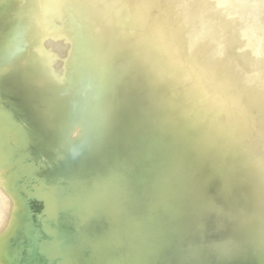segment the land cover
Returning <instances> with one entry per match:
<instances>
[{
  "label": "bare ground",
  "instance_id": "6f19581e",
  "mask_svg": "<svg viewBox=\"0 0 264 264\" xmlns=\"http://www.w3.org/2000/svg\"><path fill=\"white\" fill-rule=\"evenodd\" d=\"M8 1L10 2V0H7L6 3ZM16 1L17 0H15V2ZM95 1L96 2L97 1H99V2L103 1L102 3H104V5L102 6L101 3L97 2L98 3L97 5L98 6L100 5L99 8L100 7H104V8H102V10H100L101 8L100 9L98 8L99 10L97 11L98 12L97 15H92L93 18L97 19L96 20L97 22L100 19V21H99L100 23L98 22L99 25L97 23H95L96 25H93L94 23L91 24V21L95 22V20H91L92 17L88 16V14H90L88 11H87L88 12L87 16L91 19H89L86 16L85 11L83 14H82L83 10L81 12V9H80L81 14H80V12H78L79 11V8H78L79 3H77L76 6H73V7L77 8V9L74 8L75 11L78 10V11H76L77 13H79L78 15L81 16V15L85 14L84 17L85 16L87 17V20H85L86 17H85V19H83L84 21H86V24H84L85 22L83 23V22H81V20H79V23L81 22L80 25L87 27V24L90 23L89 25L92 29L91 30L90 27L88 28L90 30V33H91V31H95L94 29H96V27L92 28V26H99V27H97V29H99V28H101V29L98 31L104 32V35H102L103 33H101V32H100L101 33L100 34L98 31H97V34H100V37L96 33H95L96 35L94 33L93 34L95 35V37L98 36V38H101L100 40L101 41L103 40L102 42H104L106 44V45H104V43H103V45H101V46L107 47V45H109V43H112V42L115 43L114 39L117 40L119 38V36H118V38H116L114 36L115 37V38H113L114 41H111V42H108L106 39L104 40V38L102 36L105 37V33L107 32V30H108V32L110 30L114 31L113 29L116 27L114 25H117V27H118L121 25L120 21H124V24H125V21H128L131 19L130 20L131 23L132 22L135 23L134 27L131 29L130 28L131 23H129V22L126 24V25H128V24L130 25V26L128 25L129 26L128 29H127V26L125 25L126 26L125 29L128 30L127 32L129 34H131V36L129 34H127L126 31L123 32L124 29L122 30V28H118L117 29L118 31L116 30L115 34L120 32L122 35L120 33L118 35H121V37H120V39H121L123 36L125 38V33H126V35H129V38H128V36L126 37L127 42H129L131 40L130 38L132 37L133 41L131 40V42L135 45L136 50H135V48L133 49L131 47L133 44L131 46H129L130 42L129 43L125 42L126 41L125 39H124L125 41L124 40L123 41H124V44L126 43L127 45L124 47L126 48V50H128V48L130 47L131 51L132 50L135 51L134 53H133V51L131 52L130 49L128 50V52H129L128 53L123 46L119 47L120 46L119 44L124 45L122 42L118 41V43H116L117 46H116V44L112 43L113 45H109V47H107L108 49L111 48V46H115L118 49L120 48V50H117L115 47H113L114 49L111 48L110 50H108L106 48L108 51H105L106 49L104 48V53L109 52L111 50H115L116 52L118 51L117 53L120 55L115 53L116 55H114V59H111V58H109L110 57L109 54H111V56H113L115 51L114 52L112 51L113 54H112V52H109L108 54L107 53L103 54V53L99 52L102 49V47H100V45H97V48H100V50L98 51V53L100 55L99 54H97V55L103 56L102 59L104 60V61H101V64L103 67L100 68L99 66H101V64H99V62H98L99 66H97L98 65L97 62H96V64H97L96 65L95 61H94V60H98V58H99V57L96 58L97 55L93 54L94 53L93 50H96V48H95L96 44L92 45V43H89L90 41L88 39H86L89 41L87 43H89L90 45H92L93 47L95 46V47L94 48H92V47L88 48V45H87L86 46L87 48H85V49L91 48V50L89 52L87 50H85L88 52V53L86 52L87 54L86 53L85 54L88 55L90 52L93 54V55L90 54V57L92 56L91 62L93 60L92 58H94V60H93L94 61V63H93L94 67L96 65L99 69H97L95 67L94 72L96 73V75H94L95 73L92 74L93 71L91 69L94 68L92 66L93 64L87 59L88 57L87 58L85 57L86 55L83 54L84 52L82 51L83 52V53H81L82 56L85 55L83 58H86L85 59L86 61L88 60V62L85 64H87V65L91 64L90 65L91 68L89 65L88 66H89L90 70L92 71V73L90 70H89L90 72L88 70H85L86 68H88L87 65L85 66V69H83L84 64H82V65L80 64L81 66H83L82 68L80 67L81 68L80 70L83 69L86 72L88 71L87 73L92 74V75L88 74L89 76H91L90 78L95 79L97 77H101L102 75L100 76V74H102V73L104 74L103 68H105V70H107L108 64H109V69L112 67L113 68L115 67L114 70L112 68L110 72L116 71L115 69H118V68H116V66L118 67V65H120L119 66L120 70L126 69L127 66H129L130 64L127 65L128 63H126V62H128V61L126 60L124 62L123 60H124V58L127 59L129 57L130 61H132V62H130L131 66L134 65V67L132 66L133 68L131 66H129V67H131V71H133V72H131V71L125 72L124 71L123 72L124 76H123V73L121 72L122 76L119 75V78H122V80L120 79L121 81H119V79H118V81H117L120 83L124 79L125 82L127 83V81L129 80L127 84L125 82L122 84L120 83V85L124 89L123 93H125L127 91V93L124 94L125 96H123V97H126V98H124L125 103L122 104V106H120V107L117 105V107H119L120 109L119 108L117 109L116 106H115L116 109L114 108L116 111L118 110L117 112L120 111V114L123 111V109H125L126 111H123L122 112L123 115L121 114V116L119 117V116H117L119 113H117L114 109L110 110L111 112L110 111H108V113L106 112L108 115L105 114V115H107L108 118L105 115H103V117L105 116V118H106L105 121H104L105 118H103L102 116H97L100 118L102 117L101 118L102 121H100V119L98 120V118L96 116H93L94 112L93 113L91 112L92 113L91 116L94 119L93 120L91 118V116L89 115L90 112L87 113V109H88V105H87L85 116H87V117L90 116L91 121L90 122L88 121V122L93 125L91 127L94 128V126L96 125L95 124L96 122H94V121H96V120L100 121V122H97V124L100 123L98 128H96L97 127V125H96L95 126L96 129H94V131L92 133L90 132V134L89 133L87 134V135H91V136H89V137H91V139H90L91 141L87 142L88 144L91 142V144H89V145L87 144L88 145V146L86 145L87 148L84 151L81 150V152H79V148H81V147H79L77 149L78 154H77V152H76L77 155L75 154L76 158H75V156L69 157V158H71V157L75 158V160H73V162H71L70 159L67 160L69 153L71 154V152H68V156H66L67 157L66 162L70 160L69 162H71V164H69V166L67 168L65 167L66 168L65 170H62L59 174L55 175L56 177H53L55 174V171L52 173L53 175L51 174L52 176H50V177L48 176V175H50V173L53 169L51 170L50 166H49V169H47L48 164H52V163H49L50 161H46V163H45L47 165L46 169L50 170V171H48L46 176H45L44 173H46V171L44 172L45 169H43V177L46 178L48 176L49 178L46 179L47 182L44 181L45 182V184L43 185V186H45L44 190L42 189L44 187L41 186L42 187L41 189L43 191L42 193H40V190H39L37 195L35 194L36 192L34 194H32L34 192V189L32 192H30L31 189L29 191V189H27V186L24 185L25 188H22L23 192L20 194V198H21L20 207L22 210L21 212H24L23 213V216H24L23 217L24 218L23 223H24V226L27 225V228H29L28 226H30V228H31V225L33 224L32 221L33 220L38 221L39 228H37L38 227L37 224H36L37 226L34 225L35 228L39 229V233H38L37 232L38 230L36 231L34 228L35 232H37L38 235H34V233H33L34 236H32V238L30 237L31 240H28V239H30L28 237L30 235H32V232H34L33 231V225L31 228L32 232L31 233L28 232L30 235L27 237L24 235L26 228L22 227L23 226V225H21V224H23L22 222H20L21 223L20 226L18 223L13 224L17 219H20V217L16 218L15 214H14L15 215L14 218L12 217V215H11L12 218H10V216H8L11 221L13 219V222H11L8 217L6 218L7 215H5V218H6L5 219V218H3L4 216L1 218L2 214H0L1 215L0 218L2 220L8 219L7 220L8 223L11 222V225H10L7 222L3 221L6 225L8 224L7 227L10 225L9 227L12 228L11 227L12 224L14 225L13 229L16 228L15 227L16 225L18 226L17 228L22 227L24 229L23 230V235L25 237L24 239L28 238L27 240L29 241V243H28V241L26 240L27 244H29L31 247L32 246L37 247V248H34V247L33 248L36 250L38 249V254H33L32 253V252H34L33 249L30 248V250H32V252H31L28 248V250H29L28 252H31V254L29 256V254L26 252L28 254V257L25 258V259H28V260H25V262L27 261L26 264H125L126 260H127L126 262H129V264H244V263L245 264H264V155H259L262 152L259 149V147L262 148V150L264 148V147H262L264 145V139H262V140L260 139V138H264V136H263L264 135V74L259 72L260 75H258V73H257L256 75L251 76L252 70H254L257 66L261 67L264 65V34H263V31L261 32V34H263V36H260V34L258 36V34H256V32H258L256 29H257V27L258 28L260 27V25H259L260 23H257V21H254L255 17H253V15H251L254 18V19H252L253 22H251L253 24L252 25L248 24V26H246L244 24L243 26L244 27L246 26V28L243 27L245 30H242L243 28L240 30L242 25H240V28H238L239 24H242L244 22H241V20H240V23H239V21L236 22V20L233 19V20H235V22L231 21L233 23L232 24L229 22L232 19V18H230L229 21H225L224 23L221 22L223 26H224V24H226V26H224V29H223V26L220 24V22H217V19H215V21L217 23H215L213 20H210L211 18H209V20L207 19V21H213L215 23V24L213 23L214 25L217 24V26H218L220 24V27L218 26V30H220L221 32L224 31L223 33H225V31H227V30L229 31L231 28L233 30V31L231 30L233 32V34L236 33L235 31H237V29L240 30L241 34H242V32L245 31L244 35L242 34V36H244V38L241 36L239 31L237 32V35L240 36V37H237V38H239V41H240V38L246 39V40H244L245 42L242 45L243 49L240 48V49H242L241 52H238L239 54L236 53V54L231 55V56L229 54V60H228V62H225V63H227V65L225 66L226 67L225 71L221 70L222 67L219 68L220 69L219 71L221 72V74H223L225 72L224 73L225 75L221 76V74H220V77H224L223 79L222 78H220V79H222V80L225 79V80H228L230 82L233 81L232 83H234V87H232L233 85H231V83L229 82L232 89L234 90L233 91V97H232L234 100L231 98V101L233 100L232 103H234V104H233V106H231V105L229 106V108H231V107L234 108V109L232 108L234 110L233 111L234 112L233 118L231 117L232 114L230 115L231 112H229V115L232 118L231 120H233V121L231 123L230 120L228 119V121L230 122V124L228 125V130H230V131H228V133L225 134V130H224V134H223V133H221V131L219 133V130H220V128H222L223 124L225 123V121L227 119L225 115L228 112V110L226 112L227 108L225 109V107H224L225 110H223V108L220 107L221 105L218 104L219 101L221 102V100H219L220 96L218 95L219 96L218 97L216 94V91L218 92L219 89L216 90L215 87H213L214 83L212 84V87L208 86L207 88H204V87H206V86H204V83L210 84L211 82H215V78H214L215 73H213V75H212V73H210L212 76L208 77V75H210L208 71H207L208 74L207 73L205 74V72L203 73L200 71L201 70V69H199L200 65H201L200 60H199L200 55H199L198 59H197V57L195 58L194 55H193V57H190V58L186 57L185 59H182L183 56L181 57L178 51L173 50L174 48L176 50H178L177 44L184 45L183 47L182 46H180V47L184 48L186 46V47H188V49H189L190 44H191L192 49H193V47L196 49L195 46H197L199 42L205 44L203 41L204 38L202 36L204 35V33H206L205 31H207V33H208V30L210 31L208 34L211 33V34H213L214 37H216V34H217L216 38H218V39H219V37H221L220 36L221 32L216 29L217 26L215 27L213 24H211V22L210 23L208 22L209 24L206 25V20H205L204 21L205 25H204V23H201L202 24L201 27L203 28V30H201V31H204V33L202 32L203 33L202 36H201V33H199L200 36L202 37V38H199L200 41L198 39V41L195 45V43L192 44L194 42V40L192 39V43H190L189 46L187 43L185 44L183 42L184 38L187 41H189V39H187L186 36L188 38H190V36L187 34L188 30L190 28L187 29L186 24L188 23V21L190 19V15H192L194 0H90L89 3L92 4L91 6L94 7L93 3L95 4ZM208 1H210V0H208ZM225 1H223V2H225ZM261 1H264V0H261ZM15 2L13 0L11 3H15ZM24 2L26 3L25 0H24ZM65 2L67 3L68 1H65ZM69 2H68V4H69ZM79 2H80V0H79ZM86 2L87 1H85V3L83 2L84 6H85ZM200 2H201V0H200ZM204 2H203V4L205 5ZM237 2H239V0H237ZM259 2L260 1H258V3ZM3 3H5V1H3ZM8 3L6 5H8ZM213 3H215L214 0L211 2L210 5H212ZM229 3H230V1H229ZM233 3H234V1H233ZM0 4H1V6L3 5L2 3H0ZM61 4H62L61 0H27V3L24 4V5H26L25 8L23 10H21L22 14L20 13L21 15L18 16V18H16V20L11 24L10 28L8 27L9 30H7V31H9L8 34H9V37L11 38V41H12L10 43L11 44L15 43L17 45V47L15 46L16 50L15 49L13 50L14 53L11 52L12 51L11 49H13L14 47L10 48L11 51H10L9 56H11L12 53H13V55L15 54L14 57L18 54L15 52H18L17 49H18V45H19V48L21 47L20 44H23L26 47V45H29L30 41H32V43H37L36 41H38V40H36V36H37L36 34L39 33L41 28L43 29L44 24L48 23V22H46L47 17H48L47 16L48 11L54 15L55 13H52L53 11H51V10H53V8H56L57 6H59ZM71 4H72V2H71ZM80 4H81V6H83V4L81 2H80ZM206 4H208V3L206 2ZM219 4H220V2H219ZM216 5H214V7ZM220 5H222V4H220ZM248 5H250V4L247 3V5H245V6H248ZM262 5L263 4L259 5V6H261L259 8L263 9L264 7H262ZM10 6H7V7H9L8 9H10ZM16 6H18L17 3H16ZM86 6H87V4H86ZM88 6L91 7L90 5H88ZM224 6L227 9L228 5L226 6V3ZM235 6L237 7L239 5L235 4ZM242 6H243V4H242ZM254 6H256V5H254ZM4 7H3V10L5 9ZM89 7L87 9L91 10ZM208 7H209V5H208ZM230 7H233V6H230ZM230 7L228 6L229 9H230ZM12 8L14 9V7H12ZM94 8H92V9H94ZM225 8L223 7L224 10H225ZM58 9H59V7H58ZM85 9H86V7L84 8V10ZM208 9H210V8H208ZM220 9H221V7H220ZM220 9H219V12H220ZM234 9H235V11H237L236 8H234ZM234 9H232V11L231 10H228V11H231V14H232V12H234ZM244 9H246V8H244ZM252 9L255 10L257 8L252 7ZM3 10H1V11L3 12ZM16 10H18V12H21V11H19L20 9H18V8ZM197 10H199V9H197ZM201 10H203V9H201ZM250 10H251V8H250ZM250 10H249V12H250ZM257 10H255V11H257ZM10 11H11V9H10ZM203 11L202 12L200 11V13H205ZM211 11H213V10H211ZM215 11H216V7L214 9V14L211 12H210V14L215 15L216 14ZM255 11L252 14H254ZM259 11L257 13H259ZM262 11H264V9ZM90 12H92V11H90ZM4 13L6 14V12H4ZM15 13H16V11H15ZM198 13H199V11H198ZM225 13H227V11ZM206 14L209 15V13H207V12H206ZM217 14L222 15V13H220V14L217 13ZM248 14L250 15V13H248ZM168 15H172V16L174 15L175 17L177 16L176 20L179 21L178 24H181L180 25L181 27L178 29L176 35L178 36V32L181 33V28L187 29L185 31L186 34H184L185 32H182L183 36L181 34V35H179L180 37L178 36L179 38H176V36H174L176 31L173 34V37H172V33L170 32L171 36H169V37H172V39L174 38V40H172L169 37L167 39V36L169 34H166L165 32L169 33V31L171 29L169 30V28H166L168 26L166 24V25H164L166 27L161 26L162 28H160V29L166 28V30L164 32V34L166 35V38H164L163 34H162V36L160 35V33H163L161 31H164V30H160L159 25L163 24V23H168L169 19L172 18L171 16L168 17ZM193 15L195 16V14H193ZM216 15H215V17L218 16V15L217 16ZM237 15H239V13ZM49 16H51V15H49ZM94 16H96V17H94ZM200 16L202 18L203 14H200ZM233 16H235L234 13H233ZM241 16H239V17H241ZM2 17H5V16H2ZM56 17L58 18V16H56ZM222 17L223 16H220V18H222ZM224 17H226V15ZM224 17H223V19H224ZM261 17H262V15H261ZM261 17H259V18L261 19ZM48 18L50 19V17H48ZM54 18H55V16H54ZM81 18L82 17H80V19ZM109 18H111L112 20H116V21H114L115 23L117 21H119V23L118 22L117 23L120 25H118L117 23L114 24L113 21L110 22L111 19H109ZM207 18H208V16H207ZM212 18H213V16H212ZM233 18H237V17H233ZM243 18H244V16H243ZM256 18H257V15H256ZM4 19L6 20V18H4ZM102 19H104V21ZM106 19L109 20V23L113 24L112 25V26H114L113 29L111 28L112 26L111 27L109 26L110 24H108V26H106L107 29L104 26V24H101L104 22L108 23V22H106L107 21ZM228 19H229V17H228ZM237 19L239 20V18H237ZM52 20H55V19H52ZM52 20L50 19L48 24H50L52 22ZM89 20H91V21L89 22ZM160 20H163V22L161 23ZM176 20H173V22L175 21L177 24ZM200 20H204V19H200ZM250 20L251 19H249V20L247 19L246 21L249 22ZM0 21H1V19H0ZM7 21H5V23ZM55 21L58 22L57 20H55ZM87 21H88V23H87ZM158 21H160V23ZM218 21H221V20H218ZM222 21H224V20H222ZM2 22H4V21H2ZM226 22L230 23V25H229L230 27L228 26L229 23L227 24ZM254 22H256V23L254 24ZM262 22H264V20ZM171 23H169V24L171 25ZM198 23L200 25V22H198ZM234 23H237V25H238V26H236L237 28L235 27L236 28L235 31L233 29L234 27H232L234 25ZM124 24L122 23V25H124ZM156 24L157 25L159 24V25L157 26ZM176 24L174 26L175 28H173V25H172L173 30H175L179 27V26H177V28H176ZM7 25H8V22H7ZM53 25H55V24H53ZM189 25H188V27H189ZM191 25H190V27H191ZM211 25L214 28L211 27ZM132 26H133V23H132ZM227 26L230 29H228ZM48 27H49V25H48ZM103 27H105L106 30H104ZM108 27H110L109 28L110 30L108 29ZM140 27H141V29H143V31L140 29ZM225 27L227 28L226 30H225ZM138 28L141 31H139ZM262 28L263 29H261V30H264V23H263ZM49 29H51V27ZM129 29H131V31ZM158 29H159V31H158ZM167 29H168V31H167ZM3 30H5V29H3ZM46 30H47V28L45 29V31ZM89 30H88V32H89ZM119 30H122V31H119ZM7 31H5V32H7ZM49 31L51 32V30H49ZM151 31H153V32L156 31V32H158L159 35L156 32H155V34L153 33V35H152ZM191 31H193V30L191 29ZM231 31H229V32L232 34ZM88 32H87V35L90 36L91 34L90 33L88 34ZM108 32L106 33V36L108 38L107 37L106 38L108 40L109 39L111 40L114 33L111 31L109 33ZM140 32H142L143 34H139ZM40 33H41V31H40ZM110 33L111 34L113 33L112 36H110ZM123 33H124V35H123ZM193 33H192L191 37H193V35H194ZM228 33L226 32L225 37H228L227 35L231 36V34L230 33L228 34ZM208 34H205V35L208 36ZM211 34L209 36L210 37L209 42H211ZM39 35H41V34H39ZM154 35H155V37H153ZM156 35L159 36L160 39H158ZM237 35L234 34V38H236ZM256 35L258 37H256ZM41 36H43V35H41ZM207 36H204V37H207ZM245 36H246V38H245ZM38 37H40V36H38ZM47 37L43 38V39H47ZM88 37L85 36V38H88ZM90 37H89V39H92V37L91 38ZM195 37H197V36H195ZM198 37H199V35H198ZM225 37H223V38H225ZM232 37L233 36H231L230 39L226 38L227 40L226 39L225 40L226 41L232 40L231 39ZM85 38H83V39H85ZM152 38H154V40L156 38V40L154 41ZM234 38L232 40L233 43H235ZM93 39H94V37H93ZM213 39H215V38H213ZM252 39H254V40H252ZM169 40H170V42H168ZM219 40H218V43H219ZM221 40H223V39H221ZM43 41L44 40H42V43H43ZM101 41H100V43H102ZM141 41H142V43H140ZM237 41H238V39H237ZM92 42H95V41H92ZM136 42H139L140 45H139V43L136 44ZM146 42H148V44ZM150 42H152V45L154 46V48L152 45H150L151 44ZM180 42H181V44H180ZM240 42L239 43L237 42V43L240 45ZM39 43H40V45L42 44L41 42H39ZM61 43H62L61 45H64V46L66 45V43L63 44V41H61ZM96 43L100 44L99 42H96ZM143 43H144V46L146 44L149 46V47H147V45L145 46L149 49L148 52H150V50H152V49H154V51L157 52V55L155 54V52L152 53L153 50L150 52L151 54H155V55H152V56H155V59H154V57L151 56L152 59H154L155 61H153L152 59H149V62L152 61L151 63H155L152 65L156 66V64L160 63L161 61L162 62L164 61V63L167 62V64H168V61L172 62L174 60V58H175L176 63L174 61H173V63L177 64L178 62H177L176 58L180 56V58L182 60V64L183 63L184 64L181 66L178 63L180 66V67L177 66L179 69L176 68V70H178V73L176 70L173 71L169 66H168L169 67L168 69L165 68V70L167 72L164 71V69L162 70L160 68H159L160 71L159 70L158 71L159 72L164 71V72H166V74L168 72H169V74L172 73L173 77H174L175 71H176L177 75H175L176 76L175 79L178 76H180L178 74H179V71H181L180 74L184 75V77H182L183 81H181L182 79H180V78H177V79L180 80V82H179L180 84L181 83L183 84V85L181 84L182 87H180V88L184 89L183 86H186L187 91L185 92V89L184 90L182 89L183 91L181 90L182 94L180 95L181 91H179L180 89H178V87H177V89L174 88V90H178V92H179L178 97L180 100H181V98L182 99L184 98L182 102L178 100L177 91H176V93H177L176 95L172 96L171 98H168V100H166V103L164 102V100L167 98V96L168 97L171 96V95H168V93H169L168 91H169L170 87L168 88L167 86L171 85V83H172L171 81L173 80V77L170 76L171 77L170 79H172V80L170 81V79H169V82H171V83H166V81H168V80H166V76H169V74L165 76V73L161 72V74H163V75H161V74L159 75V76H162L164 78V81L166 80L165 81L166 84H164V86L167 89H165V87L162 84V82L164 83V81H162L163 78H161V79H160V77L157 78V79H159V81L157 79H155L156 74L157 75L159 74V73H156V71H157L156 69H158V67L151 66V68L155 67V72H153L154 70L152 71L151 68L148 69V67H150L151 63L147 64V65H149L148 67H147V65H145L146 62H148V61L144 60L145 64L143 63L142 59L148 60V58H146V57L143 58L144 56L142 54H144V53H142V52L144 49L142 48L143 49L142 51L140 49V46H143ZM222 43H223V41H222ZM230 43L231 42L229 41L228 44L230 45V48H231V46H232V48H234L233 47L234 44L232 43L233 44L232 45ZM203 44H202V46H203ZM225 44H227V42ZM238 44H237V47L239 48ZM69 45H70V43H69ZM217 45L218 44H215V46H217ZM220 45H221V43H220ZM11 46H13V45H11ZM58 46H60V44ZM127 46H129V47L127 48ZM136 46L140 49V50L138 49L139 51L137 50ZM150 46H152V48ZM169 46H170V48H173L172 51L177 52L179 56L176 55L177 53L176 54L174 53L177 57L174 56V54H172V51H171V55H173V56H168V55H170V51H169V54L167 53L168 50H167V52L163 51L165 49H169ZM199 46H201V45H199ZM199 46H197V47H199ZM211 46L209 48H211ZM223 46H225V45H223ZM61 47L60 48L64 53L65 49L63 50V46H61ZM26 48L29 49L28 47H26ZM64 48H69V47H67V45H66V47H64ZM121 48H122V50H121ZM222 48L224 49V47H222ZM225 48L226 49H224V50L227 51V48H229V47H225ZM230 48H229V50H230ZM232 48H231L230 53L233 54L234 52L238 51V50H236V51L232 52ZM23 49H24V47H23ZM123 49L125 51H123ZM184 49L187 50V48H184ZM184 49H183V53H185V51H186V50L184 51ZM199 49H201V48L199 47ZM199 49H196V50H199ZM203 49H205V48L203 47ZM218 49L221 50L217 46V50ZM24 50H23V53L25 52ZM169 50H171V49H169ZM180 50L181 49H179V51ZM207 50L209 53V49H206V51ZM19 51H20V49H19ZM59 51H60V49H59ZM66 51H69V49ZM102 51H103V49L101 50V52ZM120 51L121 52L123 51L122 54L119 53ZM188 51H190L188 54H191V55L193 54V53H191V49L187 50L186 53ZM203 51H205V50H203ZM225 51L224 52L222 51L224 53L223 56H226V54H227V53L225 54ZM21 52H22V47H21ZM126 52H127V54L133 53V54H131L133 57L131 55L130 56L126 55ZM138 52L139 53L141 52V54H140L141 55V59H140L141 61L139 60L140 57H138V56H140V55L138 54ZM148 52L146 51V54ZM159 52L161 55L163 54L164 56H161L160 54H159L160 56H158ZM161 52H164L165 54L161 53ZM222 52H220L219 55L217 54L216 57L214 55L215 59L218 56H220L219 59H221ZM123 53L127 57H125L123 55ZM135 53H136V55H134ZM202 53H204V52H202ZM215 53H217V52H215ZM20 54H22V53H20ZM48 54L46 53V55H48ZM101 54H103V55H101ZM211 54H212V51H211ZM13 55H12V57H13ZM42 55H43V53H42ZM104 55L107 56V59H109V60L111 59V60L105 61L107 59L104 57ZM148 55L149 54H147V56ZM117 56L118 57L122 56V58L118 59ZM135 56H137V57L135 58ZM156 56H158V57H156ZM45 57L46 56L42 57V59ZM51 57L53 58L52 55H51ZM56 57H58V55ZM56 57H54V58H56ZM83 58H81V60ZM115 58L118 59L119 61H121V63L123 62L122 65H124V63H125L126 68L124 67L125 66L124 65L123 69H121L122 67H121L120 62L118 60H116ZM201 58H203V57H201ZM208 58H210V57H208ZM222 58H224V57H222ZM12 59H14V58H12ZM51 59H49V60L52 61L53 59L52 60ZM99 60H101V57ZM137 60H139V62H138L139 64L136 62ZM165 60H166V62H165ZM184 60H186L185 62L187 64L184 62ZM84 61L82 60L81 63H83ZM114 61L118 65H115ZM134 61L136 62V64L139 67L134 63ZM210 61H213V60H210ZM215 61H217V60H215ZM223 61L224 60L222 59V62ZM109 62L111 63V65ZM112 62L115 66L114 65L112 66ZM140 62H142V65L144 64L145 66H142L140 64ZM162 62L160 63V65L157 64V66L162 67L164 65ZM171 62H170L171 65L170 64H168V65L172 66L173 63H171ZM220 62H221V60H220ZM212 63H214V62H212ZM104 64H106L107 66L104 67ZM222 64H224V63H222ZM140 65H141V69L148 70V71L150 70V72L152 71L151 74L156 73V74L152 75V76H154V78L152 77L153 78L152 81H154V79H155L158 81V83L160 82L162 85L161 84H158V85L155 84L157 81L153 83L154 85H156V86L161 85L159 87L160 89L162 87H164V88H162V90H160L161 92L159 91L158 87L155 90L152 89L153 92L155 91V93H156L155 95H157V96L154 95V97H153L154 93L152 94V92H151L152 90L150 91L151 95H149V93H150L148 91L149 89L145 90V92H149V93H146V95L147 94L149 95L146 97L150 98L152 96V99H151L152 101H154L153 98L156 97L155 102H151V100L150 101L148 100V101L151 102L150 104L155 105L157 102H159L161 100L160 103L163 106L166 105L167 102H169L170 104H167L166 105L167 107L166 106L164 107L165 109L163 107H161V105H155L156 108L158 107V109L153 108L152 105H149V102L146 101V99H147L146 97L142 100V98L145 96V94H144L145 92H142L144 95L140 97V95L142 93H141V91L139 92V90H141V89H137V88H140L138 85L140 84V86H141V84H142V87L146 85V83H139V82H142V80L143 81L145 80V79H143L142 75H141V77H138V75H140L141 73L140 74L136 73V72H139L138 70H140L139 69ZM165 65L163 67H165ZM219 65L221 66V64H219ZM79 66L77 69H79ZM129 67L126 69L127 71L130 70ZM146 67H147V69H146ZM214 67H216V66H214ZM29 68H31V65H29ZM134 68H136L137 70L135 69L136 70L135 71ZM214 69H216V68H214ZM257 69H258V71H260L258 67H257ZM80 70H78L79 73H80ZM96 70H99L101 72H96ZM263 70L264 69H262V72H263ZM203 71H205V70H203ZM134 72L136 74H134ZM140 72H142V71L140 70ZM150 72L145 74L146 79L148 76L147 74H149ZM173 72H174V74H173ZM232 72H234V73H232ZM72 73H73V71H72ZM72 73H70V74L72 75ZM84 73L85 72L82 71V73L80 75L83 74L85 77L82 76L83 77L82 78L79 74H77V76L78 75L79 76L76 77V78H79V77L82 78L83 82L80 79H78L82 83V84L81 83L79 84L80 86L83 85V83L85 81L83 79H85V78L88 79V77H89V76L88 77L86 76L87 73L86 74H84ZM97 73H98V75H97ZM129 73H131L132 75L133 74L137 75L138 78H136V76H134V75L133 76L130 75ZM217 73H218V71H217ZM254 73H256V72H254ZM74 74H75V72L73 73V75ZM28 75L30 77V75H32V74L28 73L27 76ZM73 75L70 76V79H71V77L73 78ZM93 75L97 76V77H94ZM126 75H127L128 79H127V77L124 78ZM11 76L16 77L17 75L16 76L11 75ZM33 76H31V78ZM130 76H132L131 79H130ZM225 76H226V78H225ZM6 77H8V76H6ZM19 77H20V75H18V78ZM156 77H158V76H156ZM8 78H7V80H8ZM141 78H142V80H141ZM144 78H145V76H144ZM3 79H2V81H6V79H4V80ZM16 79H17V77H16ZM20 79H22V77ZM30 79L29 78L27 79L28 82ZM89 79H88V81H89ZM132 79L137 82L136 83L134 81L135 82L134 83L132 81L134 84H136V85L133 84L135 87L130 86V85H132V83H131ZM137 79H138V81L140 79V81L138 82ZM175 79L173 81L174 84H172L173 86L178 83L177 82L178 80L176 81ZM220 79L217 78L216 82L218 80V83H220V85L222 84L224 86L223 82H219V81H221ZM27 80H25V81H27ZM8 81H10V80H8ZM74 81H75V78H74ZM74 81L72 80V82H74ZM86 81H85V83L87 84L88 81L87 82ZM11 82L12 81H10V83ZM16 82H15V84L18 83V82L17 83ZM129 82H130V85H129ZM145 82H146V80H145ZM175 82H177V83H175ZM226 82H224V83H226ZM13 83H11V84L13 85ZM50 83L51 82H48V84H50ZM75 83H72V84H74V86H75ZM119 83H117V84L119 85ZM179 83H178V85H179ZM18 84H20V83H18ZM52 84H51V86H52ZM89 84L91 87H93L92 81ZM123 84L124 85L126 84L125 85L126 87ZM258 84H260V86L262 85L261 86L262 88H259ZM3 85L6 86L5 84H3ZM3 85H2V87L0 86V88L4 91ZM8 85H9V82H8ZM79 85H77V86H79ZM178 85H176V86H178ZM56 86H58V85L56 84ZM87 86H89V85L87 84ZM156 86H154V87H156ZM215 86H218V84H216ZM221 86H219V87H221ZM9 87H8V89H9ZM17 87L19 88V85H17ZM52 87H54V86H52ZM82 87H84V86H81L80 88L81 89L86 88V87H84V88H82ZM127 87H131V88H127ZM147 87H148V85H146L144 88H147ZM224 87H226V86H224ZM224 87H221V88H224ZM231 87H229V88L231 89ZM16 88H15V91L18 90V88L17 89ZM37 88H38V86H37ZM40 88H43V87H39V89ZM45 88L48 89L47 87H45ZM209 88L211 90L214 88L212 93H210L211 90ZM227 88L228 87H226L225 89L227 90ZM27 89L29 91V87L25 88V90H27ZM91 89L92 88H90L89 90H91ZM129 89H132V90L137 89L138 91H136V92L135 91L134 92L129 91L130 93H128ZM5 90H6V88H5ZM22 90H24V89H22ZM34 90H36V87ZM41 90L43 92V89H41ZM156 90H157V92L159 91V93H157ZM209 90H210V92H209ZM3 91H2V93H3ZM65 91H67V89ZM227 91H225V92H227ZM6 92L8 93V91H6ZM6 92H4V93L6 94ZM10 92L12 93V90ZM24 92L25 91H23L22 95H24ZM14 93L16 95L17 92H14ZM31 93L33 94L32 91H31ZM31 93L29 92L30 97H31V95H30ZM131 93H133L131 96L132 100H133V98H135L136 95H137L136 97L138 100V94H140L139 97L141 98V100L140 101L134 100V101L140 102L139 104L137 102L132 101L134 103V104L132 103L134 106H136L135 103H137L138 105H137V107H134L133 105H131L132 110H131V112L130 111L128 112L127 109L124 108L126 106H123V105L128 103V99L130 97V96L127 97L126 94L130 95ZM223 94L225 96L224 92H223ZM226 94L227 95L225 96V98L228 97V95H229V97H231L230 93L229 94L226 93ZM2 95L4 96V94H2ZM26 95L27 94H25V96ZM33 95L35 96V94H33ZM39 95H41V94H39ZM39 95H37V96H39ZM46 95L48 96V94H46ZM6 96H8V97H6ZM68 96H69V94H68ZM175 96H176L177 100L176 101L174 100V101L175 102L178 101L177 103L181 102L180 103L181 108H179L180 104H179V106L177 105V108H179L178 110H180V111L176 110L177 108L174 107V106H176V103L174 104V102H172V105L174 104V106L171 105L170 99L174 98ZM224 96L220 97V99L221 98L223 99ZM4 97H6V98L10 97L11 98L12 96H9L6 94ZM43 97H45V96H43ZM50 97L52 98V96H50ZM62 97H64V96H62ZM157 97H159V98H157ZM1 98H3V97H1ZM1 98H0V100H1V102L3 101V103H0V104H2V106L5 105L4 104L5 100L10 102L9 101L10 98L8 100L4 99V98L2 100ZM26 98H29V97H26ZM45 98L48 99L47 102L51 101L49 97L48 98L45 97ZM45 98L43 99L45 101L42 100L41 106L44 104L43 102H46ZM54 98H55V96H54ZM20 99H22L20 101V102H22L25 98H24V96H22ZM34 99H36V98H34ZM38 99H37V102H38ZM157 99H159V100H157ZM14 100L16 102V99H14ZM66 100L68 101V99H66ZM32 101H34L36 103L35 100H32ZM39 101L41 102V100H39ZM70 101L71 100H69V102ZM74 101H76V100H74ZM141 101H144V103L145 102L146 103L143 104ZM20 102H19V100L17 101V108H18V106L22 107L21 104H23V106H24L23 109L27 108L28 105L25 106V103L22 102L20 104ZM34 102H33V104H35ZM86 102H89V101H86ZM162 102H164L165 104L164 103L162 104ZM75 103H77V102H74V105H75ZM130 103L127 104V108H129ZM160 103H158V104H160ZM224 103L222 105L227 104V103L226 104H224ZM9 104L12 107L11 104L15 105L16 103H9ZM9 104L6 103V105H9ZM46 104H48V103H46ZM46 104H44V106H47ZM64 104H65V102H64ZM84 104L86 105L87 103L84 102L83 105ZM29 105H30L29 106V108H30L31 103ZM35 105L37 106V104H35ZM51 105L54 106L52 103H51ZM56 105H57V103H56ZM62 105H60L59 107L61 109L63 108V111H64V109H66V107L64 108V107H62ZM83 105L81 103H78V106H80L81 109L86 108V106L83 107ZM67 106H68V104H67ZM78 106L75 107V109L76 108L78 109ZM149 106H151V108L153 110L155 109L156 111L155 110L153 111ZM159 106L161 109L159 108ZM3 107H6V106H3ZM21 107H19V108H21ZM55 107H57V106H55ZM55 107H53L52 110H54ZM172 107L175 108L174 110H176V112L177 111L180 112V114H178V113L176 114L175 112H173V113L169 112L170 113L169 114L168 111H170L172 109ZM226 107H228V106L226 105ZM29 108H27V111H31V110L33 111V109H36V111H37V109H38L39 110L38 111L39 112L38 117L41 116L39 114L42 110L44 112H47V111H45V108L42 109L39 106L37 108L35 106H34V108L31 107V108H33V109L30 108L31 110H29ZM40 108L42 110H40ZM46 108H49V107H46ZM57 108H56V110H57ZM73 108L74 107L72 106V110H73ZM18 109H17V112L20 110V109L19 110ZM25 110L26 109L22 110L21 113H23V111L26 112ZM46 110H48L47 114H49V109H46ZM58 110H59V108H58ZM150 110H152V111H150ZM165 110H167V112H165ZM36 111H34L33 113L37 114ZM57 111H55V112H57ZM60 111H62V110H60ZM60 111H58V113H55L53 111L56 114V116L54 115L53 118L48 117L50 114L49 115L45 114V116H46L45 119L46 120L48 118L54 119L55 117L58 118L57 115L59 114ZM83 111H85V110H83ZM203 111H204V114H206V115H207V113L208 114L210 113V116L209 115H207L208 117L206 116L207 119H206L205 115L203 116V117H205V120L203 117H199L201 115L199 113H201ZM205 111H207V112L205 113ZM211 111L214 113H212ZM193 112H196L197 115L199 114L198 117L202 118V119L195 118ZM21 113L19 112V114H21ZM114 113H115V116H114ZM191 113H192V115H189ZM35 114L34 115L28 114V115L30 117L32 115L34 117H36ZM42 114H44V113H42ZM65 114H67V113H65ZM76 114H78V113L76 112ZM186 114L190 116V117L188 116L190 119L188 117H185L186 118V120H185L184 116ZM28 115H25L24 117L30 118ZM74 115H75V113H74ZM197 115H195V116H197ZM50 116H53V115H50ZM79 116L82 117L79 119H83L85 117L84 113H82V115H79ZM79 116L78 115H77V117L74 116V118H78ZM34 117H33V120H34ZM94 117L96 118V120ZM40 118L41 117H39V119ZM59 118H61V117H59ZM193 118L197 119L198 121L196 122V120ZM9 119H11V117ZM86 119H89V118L85 117L84 118L85 121L81 120V122L83 121L86 123V121H87ZM187 119H189V120H187ZM191 119H193L192 122H191ZM16 120H17V118H16ZM24 120L26 121V119H24ZM24 120H22L23 125H24V127H27L26 125L28 123H30L31 121L29 122V120L27 119L28 123L27 122L25 123ZM30 120H32V118ZM33 120H32V122H33ZM35 120H37V122L40 123L41 119L39 121H38V119H35ZM35 120H34V122L37 123ZM65 120L68 121V119H65ZM206 120H208V121L206 122ZM4 121H8V120H4ZM13 121L14 120H12V122ZM15 122L17 123V121H15ZM15 122H13V124ZM20 122L17 123V125H16V123L14 125L19 126ZM32 122H31V124L34 125L35 123L34 122L32 123ZM78 122H80V120ZM92 122H94V124ZM188 122H190L189 125L186 124ZM1 123H3V121ZM5 123H7V122H5ZM49 123H50V121H49ZM9 124L10 123L8 122V125ZM13 124H12V126L14 127ZM226 124H227V122H226ZM20 125H22V124H20ZM33 125H32V128H33ZM10 126L11 125H9V127ZM46 126H47V124H46ZM46 126L45 127L41 126V127L46 128ZM51 126H53V125H51ZM67 126H68V124H67ZM226 126L227 125H225V129H226ZM244 126H246V127H244ZM2 127H0V128H2ZM20 127H21V131L23 132V130H22L23 127L22 126H20ZM38 127L35 128V131H36V129H38ZM54 127H55V129H57L56 126H54ZM243 127H244L245 132H242L243 134L241 133L242 134V136H241V134L239 132H240V130H242ZM58 128H60V126ZM68 128H69V126H68ZM92 128H91V130H92ZM3 129H5V128L3 127ZM16 129H17V127H16ZM29 129L32 130L31 127H29L28 130ZM40 129L41 128H39L38 130H40ZM70 129L68 131H71ZM8 130L11 131V133H13L12 131H14L15 129L14 130L8 129ZM18 130H20V129H18ZM24 130H26V128ZM28 130H26V131H28ZM44 130L45 129H43V131H41V133L44 132ZM50 130L51 129H49V132H50ZM52 130H54V128ZM58 130H60V129H58ZM65 130H66V128H65ZM88 130H90V127H88ZM1 131L4 132V130H1ZM9 131H7L6 133H8ZM60 131L62 132V130H60ZM16 132H18V131L15 130L14 133H16ZM28 132H27L28 139H30L29 137L32 134V132L30 131L31 132L30 134H28ZM36 132H38V131H36ZM36 132H34V134L31 135L30 142H32L33 138H35V137H33V135H35ZM19 133L21 134L20 131L18 132V134ZM39 133H40V131H39ZM55 133H57V130ZM259 133L263 134L262 137H260ZM0 134H1V132H0ZM20 134L18 136H20ZM47 134H49V133H47V131H46V135ZM52 134L53 133H51V135H48V136H52ZM256 134H259V135H257V136H259V137H257V139L258 138L259 139L258 140L256 139L257 143L254 141H251L254 139L252 137L254 135L256 136ZM14 135H17V134H14ZM44 135L45 134H43V137H44ZM18 136H15V139H12V141L17 140L16 138ZM36 136H38V135H36ZM62 136L64 137V134H62ZM1 137L2 138L0 139V142H2L3 137H5V135L4 136L1 135ZM7 137H9V135ZM23 137H26V135ZM55 137H57V136H55ZM69 137H70V135H69ZM69 137H67V138L69 139ZM89 137H87V138H89ZM38 138L39 137H37L35 139H37V141H39ZM214 138H215V140L218 138L217 139L218 142L215 141ZM24 139H21V140L24 141ZM44 139L46 140V138H44ZM44 139H41V140H44ZM6 141H8V143L10 142L7 139H6ZM23 141H21V142H23ZM47 141L48 140H46V142ZM214 141H215V143H214ZM258 141H260V142H258ZM14 142H11V143H14ZM24 142H26L25 143L26 146L27 145L32 146V144L27 142L26 139ZM34 142H35V140H34ZM48 142H50V145H51V140ZM82 142H83V139H82ZM8 143L6 144V146L9 145ZM27 143H29V144H27ZM224 143L225 144L227 143L226 145H228L229 149H226V145H224ZM15 144H12V145L15 146ZM22 144L24 145V143H22ZM52 144H53V142H52ZM166 144H168V145H166ZM12 145H10L11 148H12ZM33 145H35V144L33 143ZM48 145H49V143H48ZM222 145L225 147H222ZM237 145L239 147H237ZM1 146L2 145L0 144V148H1ZM3 146H5V143ZM37 146L39 147L40 145L37 144ZM37 146H36V150L38 149ZM68 146H67V149H68ZM79 146H82V143ZM163 146H165V147L168 146V147L163 148ZM18 147H19V149H21L19 144H18L17 148ZM23 147L25 148V146H23ZM45 147H47V145H45ZM45 147L40 146V148H45ZM220 147H222L223 150ZM2 148L6 149L4 147H2ZM14 148H13V150H15V152H16L17 148L16 147H14ZM30 148H28L29 151L31 150L32 152L36 153L35 149H30ZM57 148H59V147H57ZM73 148L76 149L75 147H73ZM83 148H85V147H83ZM224 148L226 149V151L231 150V152L227 153L224 150ZM7 149H8V147H7ZM51 149L49 150L50 153L52 152ZM53 149H55V148L53 147ZM9 150H10V148H9ZM25 150H27V148H25ZM41 150L42 149H40V154H43L44 152L47 153L46 151H44V150L41 151ZM69 150H71V149L69 148ZM258 150L261 152L259 153ZM17 151L19 154L20 153L19 150H17ZM20 151L24 152L23 148ZM75 151H73V152L75 153ZM232 151H234V152H232ZM3 152H6V150ZM3 152H1L2 158L4 155ZM11 152H12V150H11ZM32 152H30L31 154H33L32 159H34V157L37 156V154H38L37 157L41 156V155H39L38 152L36 155ZM24 153H27V152H24ZM30 153H29V155H30ZM56 153L53 152L54 155L51 154V156L54 157L53 160L55 159V157L57 155ZM60 153H59V155H60ZM263 153L264 152H262L261 154H263ZM18 154H16V155H18ZM21 154H23V153H21ZM21 154H20V157H21ZM44 154H43V156H45ZM1 155H0V157H1ZM59 155H58V157H59ZM63 156L64 155H62V157ZM25 157H27V156H24V158ZM31 157H32V155H31ZM47 158H48V156H47ZM21 159H23V158H21ZM59 159H60V157H59ZM63 160L65 161V159H63ZM60 161H62V160H60ZM60 161H59V164L61 166H63L62 164H66V163H60ZM51 162H52V160H51ZM46 165H44V168ZM57 166L59 167L58 164L56 166L52 165V167H57ZM61 166H60V169H61ZM30 167H32V166H30ZM34 168H36V167H34ZM34 168H32L33 170H35L33 173H35L38 170L37 168L36 169H34ZM28 169L26 171H28ZM54 169H56V168H54ZM58 170H56V172ZM29 171H31V170L29 169ZM38 172H39V174H38ZM28 173H30V172H27V174ZM33 173H32V178H31V176H30V178H28L29 180L33 179ZM36 173L39 176L40 175V169ZM180 173L182 174V177L180 176L182 182H180V180H178V182H179V184L180 183L181 184L178 185V182L176 181L175 182V183H177L176 188H174L172 190L169 189V188H171L170 185L174 184V182L171 183L172 180H174L173 178L175 177L176 178L175 180H177V178L179 177L178 175H181ZM37 175L36 176L34 175V177L38 178ZM28 176L29 175H27V177ZM195 181L198 183H196ZM41 182L43 184V181H41ZM25 183H27V182H24L23 184H25ZM174 187H175V184H174ZM119 192L122 194L120 197L118 196ZM192 200H193L192 204L194 203V205L190 208V210L188 209V211H186L187 209H186V206L184 205V203H187V201L191 202ZM254 201H257V202L255 204L251 205V203H253ZM190 202H189V204H191ZM189 204H186V205H189ZM181 205L182 206L184 205L185 208H184V211H183V209H182V211L180 209L181 214L180 213H178V214H180L181 216L179 215L180 217H178V215L176 216V214H177L176 211L178 208L182 207ZM189 207H190V205H189ZM15 212L16 211H14V213ZM182 212H184V213L186 212V215L183 214V216H182ZM20 215L22 218L21 213H20ZM15 218H16V220H15ZM252 219H255L256 220L255 223H259V224L254 226V227L250 226L249 221H251ZM19 221H21V219ZM3 222L0 221V224L2 226L6 227V225H4ZM35 223H37V222H35ZM183 227H186V228L184 229ZM187 227H189L190 229L188 230ZM20 228L15 231V235H17L16 233H17V231L19 232ZM239 228H245L246 231L241 236L233 237V233ZM3 229H4V227H3ZM3 229H0V230L3 231ZM252 229H259V230L262 229V230L258 233H248L249 230H252ZM8 230H10V229L8 228ZM21 230L19 233L22 232ZM31 230L28 229L26 231H31ZM6 232H8V231H6ZM5 233L3 236V238L5 237L4 241H6V240L8 242L13 241V238L11 239V237H12V234L14 233V230H13V233L11 231V236L9 234H8V236H6ZM9 233H10V231H9ZM28 233L26 235H28ZM15 235H13V236L16 238ZM18 236L22 237V235H18ZM8 237L10 240H8ZM230 238H232V239H230ZM2 239L0 240V242L3 241ZM24 239H23V241H24ZM7 241H6V243H7ZM11 243H7V244L8 245L10 244V246H12L14 242L12 244ZM2 244L3 243L1 242L0 247L3 246V248H4V244L3 245ZM27 244H25V242H24V245H26V246H22L20 248L27 247ZM6 246H5V248H7ZM14 246H15V244H14ZM14 246H13V248H14ZM192 246H193V248L190 250V247H192ZM0 249H2V248H0ZM10 250H11L10 248H8V250L6 249V251H10ZM14 250L15 249L11 250V252L13 253ZM36 250H35V253H36ZM23 251L25 252V250H23ZM26 251H27V248H26ZM131 251H132V253L129 254L128 252H131ZM1 252L2 251L0 250V253ZM4 252H5V250H4ZM4 252H2V254H4ZM133 252H137V254H136L137 258L136 259L133 258V257H135L134 255L133 256L131 255V254H134ZM12 253H11V255H12ZM127 253H128V255H127ZM2 254H0V255H2ZM5 254H6V252H5ZM7 254H8V252H7ZM129 255H131V256H129ZM228 255H230V256H228ZM1 257L2 256H0V258ZM16 257L14 258V260L16 259ZM129 257H132V260L133 259L134 260L132 261L131 258H130V260H128ZM3 258H4V256H3ZM6 258H4V260H5L4 263L6 262ZM130 261H132V262L130 263ZM13 262L14 261H10L11 264ZM6 264H9V261H7Z\"/></svg>",
  "mask_w": 264,
  "mask_h": 264
},
{
  "label": "rangeland",
  "instance_id": "374dc122",
  "mask_svg": "<svg viewBox=\"0 0 264 264\" xmlns=\"http://www.w3.org/2000/svg\"><path fill=\"white\" fill-rule=\"evenodd\" d=\"M3 1H5V3H3ZM3 1L0 0V3L3 4L2 6H1V4H0V7L2 8V9H1V8H0V9L3 10V7L5 6V7H4L5 9L3 10V12L0 10V19H1V21H0V78H1V79H0V82H1V83H0V86L2 87V85L5 84L7 87L3 85V87H4V88H3L4 91L0 88V91H1V92H0V93H1V94H0V98L3 97L4 99H7V100H8L10 97H9V98H6V97H8V96L4 97L6 94L9 95V96H12V97L9 99L10 102H8V101H6V100L4 101V104H5V105H3V106H6V107H3L2 104H0V107L2 106V107L0 108V115H1V116H0V121H1V122L3 121V123L0 122V127L3 126V127L5 128V129H3V127L0 128L1 130H4V132L0 130V132H1V134H0V139L2 138L1 135H3V136L5 135V137H3L2 142H0V144L2 145L1 148H0V149H1V150H0V155L2 154L1 152L5 151V150H6V152L8 151V152H7L8 154H7L6 152H3V154H4V155H3V158H4V159L2 158V155H1V157H0V212H1L0 214H2V216H1V215H0V216H1V218H2L3 216H4L3 218H5V215H7L6 218H7L8 216H10V218H12V217L14 218L15 215H16V216H15L16 218L20 217L21 221H19L20 219H17V220H18V221H17L16 218H15L16 221L13 223V224H15V223L17 224V223H18L19 226H20V224H21L20 222L23 223V220H24V218H23V217H24V216H23V213H24V212H21L22 210H21V207H20V201H21L20 194L23 192V189H22V188H25L24 185L27 186V189H29V191H30V189H31L30 192H32L33 189H34V192H33L32 194H34V193L36 192L35 194L37 195L38 192H39V190H40V193H42V192H43L42 189H43V190L45 189V186H43V185L45 184V182H47L46 179H48L50 176H52V175H53L52 173H53L54 171H55V174H54L53 177H56L55 175L59 174L62 170H65V169L69 166V164H71V162H73V160H75L76 155L78 154V150H77V149H78L79 147L82 148V149L79 148V152H81V150L84 151V150L87 148V146H88L89 144H91V142H90L89 144L87 143V142L91 141V140H90L91 137H89V136H91V135H87V134H88V133L90 134V132L92 133V132L94 131V129L98 128V126H99L100 123L97 124V122L102 121L101 118L103 117V115L107 114L108 111L113 110V109L115 108V106H116V108L118 109L120 106H122V104L125 103V102H124V101H125L124 98H126V97H123V96H125L124 94L127 93V91H126L125 93H123V92H124V91H123L124 89H123L122 86L120 85V83H121V84L124 83L125 80L123 79V81L120 82V83L117 82V81H118V79H119V81L122 80V78H119V75H121V72H122V73H123L124 71H125V72H130V71H131V67H132V66L134 67V65L131 66V63H130V62H132V61H130V58L128 57L129 59H128V58L125 59V58L123 57V58H124L123 61L125 62V61L127 60V61H128V62H126V63H128L127 65L130 64L129 66H131V67L127 66V68L129 67V69H130V70L128 69L129 71L126 70V69H127V68H126V64L124 63V65H125V66H124V65H122L123 62L121 63V61L118 60V59H121L122 56H121V57L119 56L120 58L117 56L118 59H116V58H115V59L118 60V61L120 62L121 67H122L121 69H123V66H124L126 69H124V70H120V68H119L120 65L116 64L115 61H114L115 65H118V67L116 66V68H118V69H115L116 71H112V72H110L111 69H112L113 67L109 69V64H108L107 62H106V63L108 64V66H107L106 64H104V67H105V66L108 67V68L106 67L107 70H105V68H103L104 71L101 69V70L104 72V74H105L106 76H105L103 73L100 74V76L102 75L101 77L94 76V75H96V73L94 72V70H95V67H96L97 69H99L97 66H99V64H101V61H104V60L102 59L103 56H98V55H97V54H99L98 51L100 50V48H97V45H100V47H102V49H103L102 52H101L102 49L99 51L100 53H103V54L107 53V54H108L109 52H112V51L114 52L115 50H111V51H109V52H105V53H104V48L106 49L107 47H109V45L116 44V43H118V41H119V42H122V43L124 44V41L126 40V37L128 36V38H129V35L131 36V34H129V33L127 32L128 30L125 29L126 26H127V29H128V27L130 26L129 24H128L129 26L126 25V24H127L128 22L131 23V21H130L131 19L128 20V21H125V24H124V21H120V22H121V25L118 24L119 21H117L118 23H117V22H116V23H117L118 25H120V26L117 27V25H114V26L117 27V28L115 27L116 29H115V28L113 29L114 26H112L113 24L109 23V20H108V19H106V20H107L106 22H108V23H105V22H104V23H101V24H104L105 27L108 26V24H110L109 26H110V27L112 26L111 28H112L114 31L110 30V29H109L110 27H108V29H109L111 32H113L114 34H115V32H116V30H117L118 28H122V30L124 29L123 32L126 31L127 34H129V35H126V33H125V38H124V36H123V37H122L123 39L121 38V39H122V40H121L120 37H121L122 34H121L120 32H118V33L115 34V35L112 33V34H113L112 39H111V40H110V39L108 40V39H107L108 37L106 36V33L108 32V30H107V32L105 31V32H106V33H105V37L102 36V37L104 38V40L106 39L108 42H111V41H114V40H115V43H113V42H112L113 44H112V43H109V45H107V47H104V46H101V45H103V43H104V42H102L103 40L101 41V40H100L101 38H98V36L100 37V34H101V33H103L102 35H104V32L100 31V32H101V33H100V32L98 31V30L101 29V28L97 29V27H99V26H92V28H93V27H96V29H94L95 31H91V33H90V30L88 29V28L90 27V25H89L90 23L87 24V27H86V26H81V25H80L81 22H83V23L85 22L84 24H86V21H84L83 19H85V17L87 16V13H88V12L90 13V14H88V16H91L92 19L89 18L88 16H87V17H88L89 19H91V20H95V22H94V21H91V20H89V22L91 21V24L94 23L93 25H96L95 23H97V24L99 25V23H100V22H99L100 19L98 20V22H99V23H98V22L96 21L97 19H96V18H93V16H92V15H97V13H98L97 11H98L100 8H101L100 10H102V8H104V7H100V8H99L100 5H99V6L97 5V4H98L97 2H99V1H97V2L95 1V4H96V5L93 3V5H94V7H95V8H94L93 6H91L92 4L89 3L90 0H89V1H88V0H84V1H83V0H80V2H81L82 4H83V2L85 3V1H87V2H86L87 6H86V4H85V6H84V4H83L84 7L81 6L79 0H77L78 2H77L76 0H71V1H70V0H61V1H62V4L59 5V6H57L56 8H53V10H51V11H53L52 13H55L54 15L51 14V12H49V11H48V13H47V16L50 17L51 20H52V19H55V20H57L58 22H56L55 20H52V22L50 21L51 23L48 24L50 19L46 16V17H47L46 22H48V23H47V24H44V27L46 26L45 28L43 27V29L41 28L42 30L40 29L41 33H40V31H39V33L36 34V35H37V36H36V40H38V41H36L37 43H32V41H30V42H29V45H26V47H28L29 49H27L23 44H20L21 47H22V52H21V47L19 48V45H18V49H17L18 52H15V53H18V54H17L18 56L16 55L17 57L15 56V57H16V58H15V57H14L15 54L13 55V53H14L13 50H14V49L16 50L15 46L17 47V45H16L15 43H14L15 45L10 43V42H12V41H11V38L9 37V34H8L9 31H7V30H9L11 24L16 20V18H18V16H20V15L22 14V11H21V10H23V9L25 8L26 5H24V4L27 3V0H25L26 3L24 2V0H17L16 2H15V0H14L15 3H11L13 0H12V1L10 0V2L8 1L10 4L7 2L8 5H6V4H7V3H6L7 0H3ZM18 1H19V2H18ZM22 1H23V2H22ZM65 1H68V2L70 1V2H69V4H68V2L66 3ZM74 1H75V2H74ZM82 1H83V2H82ZM204 1H205V2H204ZM212 1H213V0H212ZM212 1H211V0H210V1H208V0H201V2H200V0H198V1H197V0H194V3H193V9H192V15H190V19H189L188 23L186 24V26H187L186 28H187V29L190 28V29L188 30V33H187V34L190 36L191 39L188 38V37L186 36V38L189 39V41H187V40L184 38V41H183V42H184L185 44L187 43L188 46H189V44L192 43V39H193L194 42H193L192 44L195 43V45H196L198 39L203 37V38H204L203 41H204V43H205L206 45L203 44V43H200V42H199L198 45H197V46H199V45L202 46V44H203L202 47L199 46L202 50L199 49V47H197V46H195V47H196V49H199V50H196L194 47H193V49H192V48H191V44H190V46H189V49H188V47L185 46L184 48H187V50H190V49H191V53H193V54L191 55V54H188L190 51H188V52L186 53L187 50L184 49V48H181V47H180V46L183 47L184 45H179V44H177V45H178V46H177V49H178V50H176L175 48H174V49H173V48H170V46H169V49H171V50H169V49H165V50H163V51L167 52V50H168V52H167L168 54H169V51H170V55H168V56H173V55H171V51H172V49L175 50V51H178L179 54H180V56H181V57L183 56L182 59H185L186 57H187V58L193 57V55H194L195 58L197 57V59H198V57H199V55H200V57H199L200 64H201V65H200V68H199V69H201L200 71L203 72V73L205 72V74H206V73L208 74V72H209V74L212 73V75H213V73H215V75H214L215 77L213 76V77L215 78V82H211L210 84H208V83L205 84V83H204V86H206V87H204V88H207L208 86L212 87V84L214 83L213 87H215L216 90L219 89L218 92L216 91L217 96L219 95L220 97H223V96H224L223 92L225 93V96L227 95L226 93H228V94L230 93V96H231V97H229V95H228V97H226L227 99L225 98V96H224L225 99H224V98H223V99H222V98L220 99V97L218 96V97H219V100H221V102L218 100V101H219L218 104L221 105L220 107H222L223 110H225V109L227 108V109H226V112H227V110H228V112H227L226 115H225L227 119H226L225 123L223 124L222 128H220V130H219V133H220V131H221V133H223V134H224V130H225V134H226V133H228V131H230V130H228V125L230 124V122L232 123L233 120H231V119L233 118V115H234V114H233V113H234V112H233V111H234V110H233L234 108H233V107L229 108L230 105L233 106V104H234V103H232L233 100H234V99L232 98V97H233V91H234V90L232 89V87H234V83H232L233 81L230 82V81L225 80V79L222 80L224 77H220L221 72L219 71V70H220L219 68L222 67L223 69L221 68V70L225 71V69H226L225 66L227 65V63H225V62H228V60H229V54H230V56H231V55H234V54H236V53L239 54L238 52H241V50L243 49V46H242V45L244 44V42H245L244 40H246V39H242V38H240V41H241V42H240V41H239V38H237V37H240V36L237 35V32H238V31L240 32V30L244 27V26H243L244 24H245L246 26H248V24H251V25H252L253 23H251V22H253V20H252V19H254L253 17H255V19H256V20L254 19V21H257V23H260L259 25H260V27H261V28H260V27H259V28L257 27L256 30H257L258 32H256V34H258V36H259V34H260V36H263V34H264V30H261V29H263L262 26H263V23H264V22H262V21L264 20V18H263V17H264V15H263V14H264V11H262L264 8H263V9H262V8H259V7H261V6H259V5L263 4L262 7H264V3H263L264 1H261V0H248V1H247V0H246V1H245V0H244V1H243V0H239V2H237V0H228V1H227V0H226V1H225V0H222V1H221V0H218V1H217V0H214V1H215V3H213L214 5H216L217 3L219 4V2H220V4H222V5L219 4L220 6H219L218 4L215 6V7H216V11H215V13H216V14H217V13H219V14L222 13V15H221V14H220V15L217 14L219 17H218L216 14H215V15H216L217 17H215V15H213V14H214V9H215V7H214L213 4L210 5ZM223 1H225V2H223ZM229 1H230V3H229ZM233 1H234V3H233ZM241 1H242V2H241ZM258 1H260V2L258 3ZM21 2H22V3H21ZM71 2H72V4H71ZM91 2H92V1H91ZM102 2H103V1H101V2H99V3H101L102 6H103L104 3H102ZM203 2L205 3L206 6L203 4ZM206 2H207L208 4H206ZM216 2H217V3H216ZM244 2H245V3H244ZM16 3H17L18 6H16ZM19 3H20V4H19ZM23 3H24V4H23ZM74 3H75V4H74ZM77 3H79V6H78L79 11H78V10H76V11L80 12V9H81V12H82V10H83L82 14H83L84 11H85V13H86V16H85V17H84L85 14L80 16V15H78L79 13H77V12L75 11V9H77V8H75V7H73V6H76ZM225 3H226V6L228 5L229 7H230V6H233V7H230V9H229L228 6H227V9H226L225 6H224ZM228 3H229V4H228ZM241 3L243 4V6H242ZM247 3L250 4V5L245 6V5H247ZM67 4H68V5H67ZM198 4H199V5H198ZM200 4H201V5H200ZM223 4H224V5H223ZM230 4H231V5H230ZM233 4H234V5H233ZM235 4H236V5H239V6L236 7ZM257 4H258V5H257ZM10 5H11L12 7H14V9H13ZM13 5H14V6H13ZM21 5H22V6H21ZM62 5H63V6H62ZM65 5H66V6H65ZM88 5H90L91 7H89ZM196 5H197L198 7H197ZM208 5H209V7H208ZM251 5H252V6H251ZM254 5H256V6H254ZM7 6H10L11 11H10V9H8L9 7H7ZM20 6H21V7H20ZM60 6H61V7H60ZM97 6H98V7H97ZM195 6H196V7H195ZM202 6H203V7H202ZM222 6L225 8V10L227 11V13H225L226 11L223 9ZM249 6H250V7H249ZM16 7H17L18 9H20L19 11H21V12H18V10H16V9H17ZM58 7H59V9H58ZM62 7H63V8H62ZM80 7H81V8H80ZM85 7H86V9L84 10ZM88 7H89L91 10L87 9ZM96 7H97V8H96ZM194 7H195V8H194ZM204 7H205V8H204ZM207 7L210 8V9H208ZM218 7H219V8H218ZM220 7H221V9H220ZM238 7H239V8H238ZM240 7H241V8H240ZM252 7L257 8L258 10L255 9V10H257V11H255L254 9H252ZM60 8H61V9H60ZM74 8H75V9H74ZM92 8H94V9H92ZM98 8H99V9H98ZM206 8H207L208 10H207ZM212 8H213V9H212ZM234 8H236L237 11H235ZM244 8H246V9H244ZM250 8H251V10H250ZM54 9H55V10H54ZM96 9H97V10H96ZM197 9H199V10H197ZM201 9H203V10L205 9V10L203 11V10H201ZM219 9H220V12H219ZM232 9H234V12H232V14H231ZM238 9H239V10H238ZM12 10H13V11H12ZM57 10H58V11H57ZM206 10H207V11H206ZM211 10H213V11H211ZM223 10H224V11H223ZM228 10H231V11H228ZM240 10H241V11H240ZM249 10H250V12H249ZM253 10L255 11L254 14H252V13L254 12ZM259 10H260L261 12H260ZM15 11H16L17 14L15 13ZM55 11H56V12H55ZM87 11H88V12H87ZM90 11H92V12H90ZM193 11H194V12H193ZM195 11H196V12H195ZM198 11H199V13H198ZM200 11H201V12L203 11V12H205V13H200ZM208 11H209V12H208ZM217 11H218V12H217ZM221 11H222V12H221ZM239 11H240V12H239ZM258 11H259V13H257ZM4 12H6V14H5ZM81 12H80V14H81ZM93 12H94V13L96 12V13L94 14ZM206 12L209 13V15H207ZM210 12L213 13V14L211 15ZM244 12H245V13H244ZM1 13H2V14H1ZM9 13H10V14H9ZM18 13H19V14H18ZM20 13H21V14H20ZM91 13H92V14H91ZM197 13H198V14H197ZM223 13H224V14H223ZM229 13H230V14H229ZM233 13L235 14V16H233ZM238 13H239V15H237ZM246 13H247V14H246ZM248 13H250V15H249ZM4 14H5V15H4ZM59 14H60V15H59ZM193 14H195V16H194ZM200 14H203V17H202V18H201L202 15L200 16ZM228 14H229V15H228ZM259 14H260V15H259ZM1 15H2V16H5V17H2ZM49 15H51V16H49ZM204 15H205V16H204ZM225 15H226L227 18L224 17ZM227 15H228V16H227ZM241 15H242V16H241ZM251 15H253V17H252ZM254 15H255V16H254ZM256 15H257V18H256ZM261 15H262V17H261ZM13 16H14L15 18H14ZM54 16H55V18H54ZM56 16H58V18H59V17H60V18L58 19ZM169 16H171L172 18L170 17L171 19H169V22H168V23H163V24H160V25L158 24V25L160 26V27H159V29H160V28H162L161 26H164V25L167 24L168 26H167V27L164 26V27L169 28V30L171 29L172 31L170 30L169 33H167V32H165L166 28H164V29H160V30H164V31H161V32H163V33H160V32H159L160 35L162 36V34H163L164 38H166V35L164 34V32H165L166 34H169V35L167 36V39H168V37L171 36V33H172V37H173V34H174L175 31H176V33H175V35H174V36H176V38H179V37H180L179 35H181V34H182V36H183V33H182V32H185L187 29H184V28H183V29H184V30H183V29L181 28V33L178 32V36H179V37H178L176 34H177L178 29L181 27V26H180L181 24H178L179 21L176 20V19H177V16L175 17L174 15H173V16H172V15H168V17H169ZM207 16H208V18H207ZM210 16H211V17H210ZM212 16H213V18H214V17H215V18L213 19ZM220 16H223L224 19H223V17L220 18ZM232 16H233V17H237V18H239V20H238L237 18H233ZM239 16H241V17H239ZM243 16H244V18H243ZM249 16H250V17H249ZM258 16L261 17V19H260ZM8 17H9V18H8ZM51 17H52V18H51ZM80 17H82V18L80 19ZM87 17H86L85 20H87ZM94 17H96V16H94ZM168 17H167V18H168ZM228 17H229V19H228ZM245 17H246V18H245ZM4 18H6V20H5ZM105 18H106V17H105ZM105 18H104V19H105ZM209 18H211L210 20H213L215 23L220 22L221 25H222V23H224L225 21H229L230 18H232V19L229 21L230 23H232L231 21H234V22H235V20H236V22L239 21V23H240V20H241V22H244V23H242V24H239V23H238V24H239V27H238V28H240V25H242V27L240 28V30L237 29V31H235V29L237 28L236 26H238V25H237V23H234V25H235V24H236V25H235V26L233 25L232 27H234L233 29H234V31L236 32V33H234V34L237 35L236 38H234V34H233V32H232L233 30H232V28H231V29L229 28V27H230V26H229V25H230L229 22H226L227 24L229 23V24H228L229 27L227 26V28L230 29L229 31L232 30L231 32H232L233 35H232L228 30L225 31V33H223L224 31L221 32L220 30H218V26L220 27V24H219L218 26H217V24L214 25L215 23H214L213 21H207V19L209 20ZM258 18H259V19H258ZM104 19H102V20L104 21ZM109 19H111V18H109ZM197 19H198V20H197ZM200 19H204V20H200ZM215 19H217V22L215 21ZM233 19H235V20H233ZM247 19H248V20L251 19L252 21L250 20L249 22H247V21H246ZM262 19H263V20H262ZM7 20H8V21H7ZM10 20H11V21L13 20V21L11 22ZM79 20H81L80 23H79ZM170 20H171V21H170ZM173 20H176V21H177V24H176L175 21H174V22H175V23H174ZM205 20H206V25L209 24V23L211 22V24L214 23L213 25H214L215 27L217 26L216 29L222 33V34L220 33V36H221V37L218 36L220 40H219L218 38H216V37H217V34H216V37H214L213 34L210 33V34H211V42H209V41H210V39H209V38H210V37H209L210 34H208V33H209L210 31L208 30V33H207V31H205L206 33H204V31H201V30H203V28L201 27V26H202L201 23H204V25H205V22H204ZM218 20H221V21H218ZM222 20H224V21H222ZM243 20H244V21H243ZM259 20H260V21H259ZM2 21H4V22H2ZM5 21L8 22V25H7V22L5 23ZM9 21H10V22H9ZM111 21L114 22V21H116V20H112V19H111L110 22H111ZM160 21H161V23L163 22V20H160ZM160 21H158V22L160 23ZM46 22H45V23H46ZM55 22H56V23H55ZM101 22H102V21H101ZM113 22H112V23H113ZM158 22H157V23H158ZM171 22H172L173 24H172ZM198 22H200V25H199ZM208 22H209V23H208ZM221 22H222V23H221ZM261 22H262V23H261ZM9 23H10V24H9ZM57 23H58V24H57ZM87 23H88V21H87ZM116 23L114 22V24H116ZM122 23H123L124 25H122ZM132 23H133V26H132ZM132 23H131V26H132V27L130 26L131 29L134 27V24H135L134 22H132ZM169 23H171V25H170ZM192 23H193L194 25H193ZM255 23H256V22H254V24H255ZM1 24H2V25H1ZM53 24H55V25H53ZM175 24H176V28H177V26H179V27H178L177 29L173 30V28H175V27H174ZM189 24H190V25L192 24L193 26L191 25V27H190ZM232 24H233V23H232ZM232 24H231V25H232ZM4 25H5V26H4ZM48 25H49V27H48ZM82 25H83V24H82ZM88 25H89V26H88ZM125 25H126V26H125ZM156 25H157V24H156ZM158 25H157V26H158ZM169 25H170V26H169ZM172 25H173V28H172ZM188 25H189V27H188ZM3 26H4V27H3ZM122 26H123V27H122ZM208 26H209V25H208ZM222 26H223V25H222ZM222 26H221V27H222ZM224 26H226V24H224ZM224 26H223V29H224ZM246 26H245L244 28H246ZM5 27H6V28H5ZM8 27H9V28H8ZM50 27H51V29H49ZM105 27H103L104 30L107 29V27H106V29H105ZM136 27H137V26H136ZM155 27H156V26H155ZM155 27H154V28H155ZM199 27H200V28H199ZM211 27H213V26L211 25ZM235 27H236V28H235ZM46 28H47V30L45 31ZM154 28H153V29H154ZM157 28H158V27H157ZM194 28H195L196 30H195ZM213 28H214V27H213ZM227 28L225 27V30H226ZM244 28H243L242 30H245ZM3 29H5V30H3ZM48 29L51 30V32H50ZM52 29H53V30H52ZM90 29H91V27H90ZM131 29H129V30L131 31ZM138 29H139V28H138ZM140 29H141V27H140ZM140 29H139V31H141V30L143 31V29H141V30H140ZM155 29H156V28H155ZM155 29H154V30H155ZM159 29H158V31H159ZM191 29H192L193 31H191ZM198 29H199V30H198ZM221 29H222V28H221ZM223 29H222V30H223ZM259 29H260L261 31H260ZM88 30H89V32H88ZM91 30H92V29H91ZM102 30H103V29H102ZM104 30H103V31H104ZM122 30H119V31H122ZM5 31H7V32H5ZM42 31H43V32H42ZM44 31H45L46 33H45ZM97 31H98L100 34H97ZM110 31H109V32H110ZM117 31H118V30H117ZM130 31H129V32H130ZM167 31H168V29H167ZM173 31H174V32H173ZM196 31H197V32H196ZM200 31H201V32H200ZM262 31H263V34H261ZM4 32H5V33H4ZM87 32H88V34H89V33L91 34L90 36L92 37V39H93V37H94L93 40H92V39H89L90 36L87 35ZM109 32H108V33H109ZM151 32H152V35H153V33L155 34L156 31H154V32L151 31ZM170 32H171V33H170ZM193 32H194V33H193ZM202 32L204 33V35H203ZM226 32H227V33L229 32V33L231 34V36H233L231 39L233 40V38H234V42H235V43H233L232 40H228V41H226L227 39H230V37H231L230 35H227L229 38H228V37H225V36H226ZM44 33H45V34H44ZM47 33H48V34H47ZM93 33H94V34L96 33L98 36L95 37L96 34L94 35ZM119 33H120L121 35H118ZM156 33L158 34V32H156ZM190 33H191V34H190ZM192 33H193L195 36H197V37H195L194 35H193V37H191V36H192ZM199 33H201V36H202V35H203V36L201 37ZM216 33H217V32H216ZM229 33H228V34H229ZM244 33H245V31L242 32L243 35H244ZM39 34L43 35L44 37L41 36V35H39ZM46 34H47V35H46ZM85 34H86V35H85ZM112 34L110 33V36H112ZM139 34H143V33L140 32ZM184 34H186V32H185ZM205 34H208V36L205 35ZM218 34H219V33H218ZM240 34H241V32H240ZM240 34H239V35H240ZM242 34H241V36H242ZM92 35H93V36H92ZM123 35H124V33H123ZM158 35H159V34H158ZM198 35H199V37H198ZM38 36H40V37H38ZM47 36H48V37H47ZM82 36H83V37H82ZM85 36H86V37L89 36V37H88V38H85ZM108 36H109V35H108ZM110 36H109V37H110ZM114 36H115L116 38H118V36H119V38H118L119 40H118V39H117V40H116V39L113 40V38H115ZM150 36H151V35H150ZM156 36H157V35H156ZM204 36H207L208 38H207V37H204ZM258 36L256 35V37H258ZM42 37H43V38H46V37H47V39H43ZM91 37H90V38H91ZM106 37H107V38H106ZM153 37H155V35H154ZM172 37H169V38L172 39ZM223 37H225V38H223ZM242 37L244 38V36H242ZM40 38H41V39H40ZM83 38H85V39H83ZM157 38L160 39L159 36H157ZM195 38H196V39H195ZM213 38H215L216 40L213 39ZM226 38H227V39H226ZM245 38H246V36H245ZM80 39H81V40H80ZM86 39H88L90 42H89L88 40H86ZM98 39H99V40H98ZM124 39H125V40H124ZM130 39L133 41L132 37H131ZM152 39L154 40V38H152ZM158 39H157V40H158ZM162 39H163V38H162ZM171 39H170V40H171ZM206 39H207V40H206ZM212 39H213L214 41H213ZM217 39L219 40V43H218V40H217ZM221 39H223V40H221ZM225 39H226V40H225ZM237 39H238V41H237ZM241 39H242V40H241ZM39 40H40V41H39ZM42 40H44V41L46 40L47 42L45 41V42H46V43H45V42L43 41V43H42ZM91 40H92V41H95V42H92ZM96 40H97V41H96ZM120 40H121V41H120ZM123 40H124V41H123ZM128 40H129V39H128ZM131 40L129 41L131 44H130L129 42H127V40H126L125 42L129 43V46H131V45L133 44V43L131 42ZM155 40H156V38H155ZM155 40H154V41H155ZM165 40H166V39H165ZM170 40H169L168 42H170ZM172 40H174V38H173ZM252 40H254V39H252ZM61 41H63V44L66 43L67 47H69V48H64V47H66V45H65V46H64V45H61V44H62ZM67 41L70 43V45H69V43H68ZM100 41H101L102 43H100ZM116 41H117V42H116ZM199 41H200V39H199ZM222 41H223V43H224V42H225V43L227 42V44H225V43L223 44ZM229 41L231 42L230 44H232V43L234 44V46H233L234 48H232V46H231V48H232V52L238 50L237 52H234L233 54L230 53L231 48H230V45L228 44ZM39 42H41L42 44L40 45ZM83 42H84V43H83ZM87 42L92 43V45H93V44H94V45L96 44V47H95V46H94V47L96 48V50L98 49L97 51H96V50H93V52H94L93 54H96V55H97L96 58L99 57L98 60H94V58H92V59L95 61V64H96V62H97V64H98V62H99V64H98V65L96 64L97 66L95 65V67H94V64H93L94 61L92 60V62H91V57H92V56L90 57V54H91V55H93V54L90 52L88 55H86V54L91 50V48H90V49H85V48H87V47H86L87 45H88V48H89V47L94 48V47H93L92 45H90L89 43H87ZM96 42H99L100 44H98V43H96ZM108 42H107V43H108ZM188 42H189V43H188ZM206 42H207L208 44H207ZM212 42H213V43H212ZM237 42H238V43L240 42V45H241V46H240ZM67 43H68V44H67ZM82 43H83V44H82ZM138 43H139V42H136V44H138ZM140 43H142V41H141ZM140 43H139V45H140ZM146 43L148 44V42H146ZM146 43H145V44H146ZM150 43H151L150 45H152V42H150ZM211 43H212L214 46H213ZM214 43H215V44H218L217 46H218L221 50H219V49L217 50V46H215ZM220 43H221L222 46L220 45ZM59 44H60V46H58ZM147 44H146V45H147ZM180 44H181V42H180ZM233 44H232V45H233ZM237 44L239 45V48L237 47ZM11 45H13V46H11ZM22 45H23V46H22ZM89 45H90V46H89ZM104 45H106V44L104 43ZM119 45H120L119 47H121V46L124 47V46H126L127 44L125 43L124 45H122V44H119ZM146 45H145V46H146ZM211 45H212L213 47H212ZM223 45H225V46H223ZM227 45H228V46H227ZM61 46H63V50L65 49V50H64V53H63V51L61 50V48H62ZM116 46H117V44H116ZM129 46H127V48H128ZM137 46H138V45H137ZM137 46H136V47H137ZM145 46H144V43H143V46H140V49H141V51L144 49L143 52H142V53L145 54V55L142 54V55L144 56L143 58H145V57L148 58V60H147V59H142V60H143V63H144V60L148 61V62H146V64L144 63L145 65H147V64H150V63L152 62V61L149 62V59H152V57H154V59H155V56H152V55H155V54L157 55V52H155L154 49H152L153 51L150 50V52H151V51H152V53L155 52V54H151L150 52H148L149 49H148L147 47H149V46H148V45H147V47H145ZM152 46H153V45H152ZM152 46H150V47L152 48ZM206 46H207V47H206ZM210 46H211V48H209ZM11 47H14L13 49H11L12 51L10 50ZM23 47H24V49H25V48H26V49L24 50ZM60 47H61V48H60ZM98 47H99V46H98ZM113 47H115V46H111L112 49H114ZM131 47L134 49V48H135V45L133 44ZM203 47H204L205 49H203ZM215 47H216V48H215ZM222 47H224V49H226L225 47H229L230 50H229V48H227V51H228V52H227V51H225ZM236 47H237V48H236ZM77 48H78V49H77ZM111 48H109V49L107 48V49L110 50ZM115 48H116V47H115ZM124 48H125V47H124ZM142 48H143V49H142ZM153 48H154V46H153ZM240 48H242V49H240ZM19 49H20V51H19ZM59 49H60V51H59ZM68 49H69V51H66V50H68ZM76 49H77V50H76ZM107 49H106L105 51H108ZM116 49H117V50H120V48H119V49L116 48ZM129 49H130V51H131V48H130V47L128 48V50H129ZM138 49H139V48L137 47V50H138ZM140 49H139V50H140ZM146 49H147V50H146ZM179 49H181V50L179 51ZM183 49H184V51L186 50L185 53H186L187 55H186L185 53H183ZM206 49H209V53H208V50L206 51ZM215 49H216V50H215ZM234 49H235V50H234ZM239 49H240V50H239ZM23 50L25 51L24 53H23ZM85 50H87L88 52L85 51ZM121 50H122V48H121ZM125 50H126V48H125ZM125 50L123 49V51H125ZM128 50H126V51L128 52ZM135 50H136V48H135ZM139 50H138V51H139ZM203 50H205V51H203ZM10 51L13 52V53H12L13 57H12V55L9 56V55H10ZM42 51H43V52H42ZM47 51H48V52H47ZM52 51H53V52H52ZM82 51H83L84 53H83ZM95 51H96V52H95ZM123 51H122V52H123ZM132 51H133V53L135 52L134 50H132ZM132 51H131V52H132ZM146 51L148 52L147 54H149L150 56H149V55L147 56ZM192 51H193V52H192ZM195 51H196V52H195ZM211 51H212V54H211ZM219 51H220V52H222V51L224 52V51H225V54H226V53H227V54H226V56H223L224 53L222 52V57H224V58L221 57V59H219L220 56H218V57L215 59V57L217 56V54L219 55V53H220ZM44 52H45V53H44ZM86 52H87V53H86ZM113 52H112V54H113ZM117 52H118V51H117ZM117 52L115 51L114 54H113V56H111V54H109L110 57H109V56H108V57L111 58V59H114V55H116L115 53H117ZM122 52L120 51L119 53L122 54ZM127 52H126V55H128V56H130L131 54H133V53H131V54H127ZM136 52H137V51H136ZM202 52H204V53H202ZM215 52H217V53H215ZM20 53H22V54H20ZM42 53H43V55H42ZM46 53H47V54L49 53V54L46 55ZM50 53H51V54H50ZM55 53H56V54H55ZM81 53H83V54L86 53V54H85L86 56H85V55L82 56ZM124 53H125V52H124ZM124 53H123V55H124ZM128 53H129V52H128ZM161 53H164V52H161ZM174 53L176 54L177 52L172 51V54H174ZM199 53H200V54H199ZM53 54H54V55H53ZM80 54H81V55H80ZM103 54H101V55H103ZM117 54H118V53H117ZM138 54L140 55L141 52H140V53L138 52ZM159 54H160V52L158 53V56L161 55V54H160V55H159ZM164 54H165V53H164ZM175 54H174V56L178 55V53H177L176 55H175ZM197 54H198V55H197ZM49 55H50V56H49ZM51 55L53 56V58L51 57ZM57 55H58V57H56ZM99 55H100V54H99ZM118 55H120V54H118ZM126 55H124V56L127 57ZM134 55H136V53H135ZM208 55H209V56H208ZM211 55H212V56H211ZM214 55H215V57H214ZM220 55H221V54H220ZM44 56H46V57L42 59V57H44ZM84 56H85L86 58L88 57L87 59L93 64L92 66H93L94 68L91 69V70L93 71V73H92V71L90 70V68H91L90 65H91V64H88V65L90 66V68H89V66H88L87 64H85V63L88 62V60L86 61V60H85L86 58H83ZM131 56H132V55H131ZM151 56H152V57H151ZM158 56H156V57H158ZM161 56H164V55L162 54ZM178 56H179V55H178ZM180 56H179V57L176 56V57L178 58V59L176 58V60H177V62L182 66L184 63L182 64V60H181ZM188 56H189V57H188ZM227 56H228V57H227ZM50 57H51L53 60H52ZM54 57H56L57 59L54 58ZM94 57H95V56H94ZM100 57H101V60H99ZM104 57L107 59V56H106V55H104ZM112 57H113V58H112ZM132 57H133V56H132ZM136 57H137V56H135V58H136ZM138 57H140V58H139V60H140V59H141V55L138 56ZM150 57H151V58H150ZM201 57H203L204 59L201 58ZM208 57H210V58H208ZM212 57H213V58H212ZM225 57H226V58H225ZM12 58H14V59H12ZM81 58H83V59H82L83 61L85 60L83 63H81V62H82ZM96 58H95V59H96ZM135 58H134V59H135ZM256 58H257V57H256ZM49 59H51L53 62L50 61ZM55 59H56V60H55ZM111 59H110V60H111ZM132 59H133V58H132ZM132 59H131V60H132ZM154 59H152V60L155 61ZM179 59H180V60H179ZM218 59H219V60H218ZM222 59L224 60L223 62H222ZM110 60L107 59V60H105V61H110ZM139 60H137L136 62L138 63ZM186 60H187V59H186ZM186 60H184V62H185ZM202 60H203L204 62H203ZM210 60H213V61H210ZM215 60H217V61H215ZM220 60H221V62H220ZM226 60H227V61H226ZM140 61H141V60H140ZM173 61L175 62V58H174ZM173 61H172V62L170 61V62L173 63ZM179 61H180V62H179ZM201 61H202V62H201ZM90 62H89V63H90ZM136 62L134 61L135 64H136ZM161 62H162V61H161ZM161 62H160V63H161ZM165 62H166V60H165ZM170 62L168 61V64H170ZM212 62H214V63H212ZM104 63H105V62H104ZM109 63H110V62H109ZM160 63H157V64L160 65ZM162 63H163L164 65L166 64L165 67H163L164 65L162 66L163 68H162L161 66H160V67L157 66V64H156V66H155V65H152V64H155V63H151V64H150V67H148L149 65H147V67H148V69H150L151 66L158 67V69H156L157 71L159 70V68L162 69V70L164 69V71H166L165 68L168 69L169 67H170L173 71L176 70V68L179 69V68L177 67V66H179V64H178V63H177L178 65L175 64L176 62L173 63L172 66H170L171 64L168 65L167 62L164 63V61H163ZM185 63H186V62H185ZM222 63H224V64H222ZM80 64H81V65L84 64V68H83V69H85V66L87 65L89 69L86 68L85 70H88V71L90 70L92 74L95 73L93 76H94V77H97V78H95V79H91V78H90L91 76L88 75V74H91V73H87L88 71L86 72V71L83 70V69L80 70V69L83 67V66H81ZM138 64H139V63H138ZM140 64L142 65V62H140ZM144 64H143L142 66H145ZM186 64H187V63H186ZM219 64H221V66H220ZM261 64H262V63H261ZM29 65H31V68H29ZM79 65H80V66H79ZM110 65H111V63H110ZM113 65H114V64H113V62H112V66H113ZM115 65H114V66H115ZM136 65H137V64H136ZM141 65H140V68H139V69H140L142 72H140V70H138L139 72H136V73H139V74L141 73L140 75H138V77H141V75H142L143 79H145L146 82H145V80L143 81L142 78H141L142 82H139L140 79H139V81H138V79H137V81H138L139 83H146V85H148V87H147V88H144L146 85L142 87V84H141V86H140V84H139L138 86H139L140 88H137V89H141V90H139V92H140V91H141V93H142V92H145V90H147V89H149L148 91L150 92L152 89H154V90L157 89V87H158V89H159V91H160V90H162V88L165 87L164 84H166V83H171V82H172L171 85H169V86L166 85L168 88L170 87V88H169V91H168V92H169L168 95H171V96H169V97L167 96V98L164 100V102L166 103V100H168V98H171L172 96L176 95L177 93H178L177 97L179 96V92H178V90H174V88L177 89V87H178V89H180L179 91H181V90L183 89V88H180V87H182V86H181L182 83L180 84V83H179L180 80L177 79V78L182 79V77H184L183 74H180L181 71H179V74H178V75H180V76H178L176 79H175V77H176L175 75H177V74H176V71H177V73H178V70L175 71V75H174V77L172 76V73H171V72H170L171 74H169V72L166 74L167 71H166V72H164V71L162 72V71H161L162 73H165V76L169 74V76H166V80H168V81L165 80V81H166V83H165L164 78H163L162 76H159V75L161 74V72H159L160 70H159L158 72L156 71V73H159L158 75H157L156 73L151 74V72H152L153 70H154L153 72H155V67H154V68H151L152 71L150 72V70L148 71V70L141 69ZM212 65H213V66H212ZM222 65H223V66H222ZM233 65H234V64H233ZM262 65H263V64H262ZM78 66H79V69H77ZM137 66H138V65H137ZM168 66H169V67H168ZM214 66H216V67H214ZM218 66H219V67H218ZM228 66H229V65H228ZM80 67H81V68H80ZM99 67H100V68L103 67L102 64H101V66H99ZM133 67H132V68H133ZM138 67H139V66H138ZM147 67H146V69H147ZM179 67H180V66H179ZM211 67H212V68H211ZM213 67L216 68V69H214ZM217 67H218V68H217ZM257 67L259 68L260 71H258ZM257 67H256L254 70H252V72H251V73H252L251 76H252V75H256L257 73H258V75H260L259 72L264 74V70H263V72H262V69H264V68H263L264 65L261 66L262 68L259 67V66H257ZM114 68H115V67H114ZM114 68H113V70H114ZM136 68H137V67H136ZM136 68H134V70H135ZM260 68H261V69H260ZM30 70H31L32 72H31ZM75 70H76L77 72H76ZM78 70H80V73L78 72ZM136 70H137V69H136ZM136 70H135V71H136ZM172 70H171V71H172ZM203 70H205V71H203ZM211 70H212V71H211ZM215 70H216V71H215ZM256 70H257V71H256ZM29 71H30V72H29ZM37 71H38V72H37ZM72 71H73V73L75 72L74 75H73ZM82 71L85 72L84 74L87 73L86 76H87V77L89 76L88 79L90 78L89 81H90V82L92 81V84H93L92 86H93V87L90 86V84H89L90 82L88 81V79L85 78V79H83V80H85V81L87 80L88 82H87V81H86V82H87V84H88L89 86H87V84H86L85 81H84L83 85H81V86H84V87L87 86V87H86V88L82 87V88H84V89H81V88H80L81 86H80L79 84H80L81 81H82V78H83L82 76H84L83 74L80 75V74L82 73ZM90 71H89V72H90ZM144 71H145V72H144ZM147 71L150 72V73L147 74L148 76H147V79H146V75H145V74L148 73ZM207 71H208V72H207ZM217 71H218V73H217ZM223 71H222V72H223ZM96 72H101V71L96 70ZM108 72H109V73H108ZM131 72H133V71H131ZM254 72H256V73H254ZM28 73H30V74H32V75H30V77H29V75L27 76ZM70 73H72V75H73V78L71 77V79H70V76H72V75H71ZM106 73H107V74H106ZM136 73L134 72V74H136ZM142 73H143V74H142ZM224 73H225V72H224ZM224 73L221 74V76H222V75H225ZM232 73H234V72H232ZM232 73H231V74H232ZM25 74H26V75H25ZM34 74H35V75H34ZM77 74H79L82 78H81V77L76 78V77L79 76V75L77 76ZM92 74H91V75H92ZM125 74H126V73H125ZM129 74L132 75L131 73H129ZM134 74H133V75H134ZM154 74H156V76H158V77L155 76V79H157V78H159V77H160V79L163 78L162 81H164V83L162 82V84H163L164 87H162L161 89H160L159 87H160L162 84H161L160 82L158 83L159 79H157L158 81L155 80V79H154V81H152L153 78H154V76H152V75H154ZM173 74H174V72H173ZM9 75H10V76H9ZM11 75H15V76L17 75V76H16L17 79H16V77L11 76ZM18 75H20L19 78H18ZM33 75H34V76H33ZM75 75H76V76H75ZM97 75H98V73H97ZM133 75H132V76H133ZM143 75L145 76V78H144ZM161 75H163V74H161ZM182 75H183V76H182ZM203 75H204V74H203ZM212 75L210 74V75H208V77H209V76L211 77ZM216 75H217V76H216ZM6 76H8L9 78L6 77ZM24 76H25V77H24ZM31 76H33V77L31 78ZM48 76H49V77H48ZM121 76H122V75H121ZM123 76H124V73H123ZM132 76H130V79H131ZM134 76H136V78H138L137 75H134ZM170 76L173 77V80L170 79V78H171ZM251 76H250V77H251ZM5 77H6V78H5ZM21 77H22V79H20ZM84 77H85V76H84ZM94 77H93V78H94ZM104 77H105V78H104ZM126 77H127V75H126L124 78H126ZM152 77H153V78H152ZM167 77H168V78H167ZM230 77H231V76H230ZM3 78L6 79V81H2ZM7 78H8V80L12 81L11 83L14 82V83H13L14 86L10 83V81L7 80ZM11 78H12V79H11ZM28 78H29V79L31 78V79L29 80L30 83H29L28 80H27ZM74 78H75V81H74ZM217 78H218V79L222 78V79H220L221 81H219V82H223L224 86H226V87H228V88L231 87V85H233V86L231 87V89H230V88H229V89L227 88V90H228L229 92L225 89L226 87H224L222 84H221V85H222V86H221L220 83H218V80H217V82H216V79H217ZM225 78H226V76H225ZM4 79H3V80H4ZM49 79H50L51 81H50ZM78 79H80L81 81H79ZM120 79H121V80H120ZM127 79H128V77H127ZM134 79H135V78H134ZM169 79H170V81H171V80H172V81L169 82ZM174 79H175L176 81L178 80L177 82L179 83V85H178V83L175 82V83H177V84L174 85L175 87L172 85V84H174V83H173ZM25 80H27V81H25ZM48 80H49V81H48ZM72 80H73L74 82H72ZM16 81H17L18 83H20V84H18ZM40 81H41V82H40ZM77 81H78V82H77ZM128 81H129V80H128ZM128 81H127V83H128ZM132 81L134 82L135 80L132 79V80H131L132 85H130V82H129V85H130V86H134V85H136V84H134L136 81H135L134 83H133ZM156 81H157V82H156ZM181 81H183V79H182ZM226 81H227V82H226ZM8 82H9V85H8ZM15 82H16L17 84H15ZM48 82H51V83L48 84ZM57 82H58V83H57ZM59 82H60V83H59ZM75 82H76V83H75ZM82 82H83V81H82ZM154 82H156L155 84H157V85H158V84H161V85L156 86V85L153 84ZM224 82H226V83H224ZM229 82L231 83V85H230ZM52 83H53V84H52ZM72 83H75V86H76V87H75L74 84H72ZM117 83H119V85H120L121 87H120ZM125 83H126V82H125ZM127 83H126V84H127ZM136 83H137V82H136ZM227 83H228V84H227ZM1 84H2V85H1ZM51 84H52V86H54V87H52ZM56 84H57L60 88H59L58 86H56ZM81 84H82V83H81ZM126 84H125V85H126ZM133 84H134V85H133ZM216 84H218V86H215ZM226 84H227V85H226ZM10 85H11L12 87H11ZM15 85H16V86H15ZM17 85H19V88L17 87ZM61 85H62V86H61ZM77 85H79L80 87L77 86ZM117 85H118V86H117ZM123 85H124V84H123ZM125 85H124V86H125ZM176 85H178V86H176ZM182 85H183V84H182ZM9 86H10V87H9ZM37 86H38V88H37ZM49 86H50V87H49ZM127 86H128V85H127ZM154 86H156V87H154ZM172 86H173V87H172ZM219 86L224 87V88H221V87H219ZM258 86H259V88H262V87H261L262 85L260 86V84H258ZM258 86H257V87H258ZM8 87H9V89H8ZM14 87H15V88L17 87L18 90L15 91V88H14ZM27 87H29V91H28V89L25 90V88H27ZM35 87H36V90H34ZM39 87H43V88H40V89H39ZM45 87H47V88L49 87V88L46 89ZM125 87H126V86H125ZM134 87H135V86H134ZM141 87H142V88H141ZM183 87H184L185 92H186V91H187L186 86H183ZM5 88H6V90H5ZM17 88H16V89H17ZM76 88H77V89H76ZM87 88H88V89H87ZM90 88H92L93 90H92V89H91L92 91L89 90ZM127 88H131V87H127ZM204 88H203V89H204ZM7 89H8V90H7ZM20 89H21V90H20ZM22 89H24V90H22ZM41 89H43V92H42ZM51 89H52V90H51ZM54 89H55V90H54ZM61 89H62V90H61ZM66 89H67V91H65ZM137 89H136V90L129 89V90H128V93H130L129 91H131V92H132V91H133V92L135 91V92H136V91H138ZM143 89H144V90H143ZM165 89H167V88L165 87ZM184 89H183V90H184ZM209 89H210V88H209ZM213 89H214V88H213ZM213 89H212V90L210 89L211 92H210V90H209V92L212 93V92H213ZM221 89H222V90H221ZM223 89H224L225 91H227V92H225ZM11 90H12V93L10 92ZM13 90H14V91H13ZM30 90L33 92V94H35L36 97L31 93ZM44 90H45L47 93H46ZM48 90H49V91H48ZM88 90H89V91H88ZM183 90H182V91H183ZM205 90H206V89H205ZM207 90H208V89H207ZM230 90H231L232 92H231ZM2 91H3V93H2ZM6 91H8V93H7ZM23 91H25V92H24V95H22V94H23ZM38 91H39V92H38ZM50 91H51V92H50ZM72 91H73V92H72ZM90 91H91V92H90ZM159 91L157 92V90H156L157 93H159ZM165 91H166V90H165ZM176 91H177V93H176ZM182 91L180 92V95L182 94ZM219 91H220V92H219ZM221 91H222V92H221ZM4 92H6V94H5ZM9 92H10V93H9ZM14 92H17L16 95H15ZM29 92L31 93V94H30L31 97L29 96ZM62 92H63V93H62ZM149 92H145V93H144L145 96L142 98V100H143L146 96L151 95V92H152V94L154 93V94H153V97H154V95L156 94L155 91L153 92V90H152L150 93H149ZM160 92H161V91H160ZM162 92H163V91H162ZM209 92H208V93H209ZM42 93H43L44 95H43ZM146 93H149V95H148V94L146 95ZM163 93H164V92H163ZM170 93H171V94H170ZM183 93H184V92H183ZM219 93H220V94H219ZM221 93H222V94H221ZM2 94H4V96H3ZM10 94H11V95H10ZM25 94H27V95L25 96ZM39 94H41V95H39ZM46 94H48V96H47ZM68 94H69V96H68ZM70 94H71V95H70ZM72 94H73V95H72ZM75 94H76V95H75ZM132 94H133V93H131L130 95H129V94H128V95L126 94V96H127V97H128V96L131 97ZM137 94H138V93H137ZM144 94H143V93H142L141 95L138 94V100H137V97H136L137 95L135 96L136 99L133 98V100H132V97H131V98L129 97V99H128V103L131 102V103H130V106H129L130 109L127 108V104H128L127 102H126L127 104L123 105V106H126V107H124V108H126L128 112H129V111L131 112V110H132L131 105L134 104L132 101H134V100L140 101V100H141L140 97L143 96ZM160 94H161V93H160ZM14 95H15V96H14ZM37 95H39V96H37ZM53 95L55 96V98H54ZM56 95H57V96H56ZM139 95H140V97H139ZM222 95H223V96H222ZM17 96H18V97H17ZM22 96H24V98H25L22 102L25 103V106L28 105L27 108H29V106H30L29 104H30V103H31V107H33V108H34V106H35L36 108H37L38 106L41 107L42 109L45 108V111H47V112H44V111L40 108V110H42L41 112L44 113V114H42V113L40 112V114H39V115H41V116H39V117H41L40 119H41L42 121H41V120L39 119V117H38V113H39V112H38V111H39L38 109H37V111H36V109H33V108L30 107L31 109H33V111H32L30 108H29V110H31V111H27V108H24V109H26V110H25L26 112L23 111V113H21L22 110H24V109H23L24 106H23V104H21L22 102H20V101L23 99V98L20 99ZM33 96H34V97H33ZM43 96H45V97H47V98L49 97L51 101L47 102L48 99H46V98L43 97ZM50 96H52L53 99H52ZM62 96H64V97H62ZM133 96H134V95H133ZM155 96H157V95H155ZM159 96H160V95H159ZM26 97H29V98H26ZM40 97H41V98H40ZM42 97H43V98H42ZM76 97H77V98H76ZM78 97H79V98H78ZM3 98H1V99L3 100ZM34 98H36V99H34ZM38 98H39V99H38ZM44 98L46 99V102H43V103H44V104L48 103V104H46L47 106H44V104L41 106V104H42V100H43ZM56 98H57V99H56ZM70 98H71V99H70ZM73 98H74V99H73ZM75 98H76V99H75ZM139 98H140V99H139ZM146 98H147L146 101H148V100L150 101V100L152 99V96H151L150 98H148V97H146ZM157 98H159V97H157ZM174 98H175V99H174ZM174 98L170 99V102H171V105H172V102H174V104L176 103V106H174V104H173L172 106H174V107L177 108V105L179 106V104L183 101L184 98H183V99L181 98V100H180L179 97H178V100L181 101V102H179V103H177L178 101L175 102V101L177 100L176 96H175ZM231 98L233 99L232 101H231ZM14 99H16V102H15ZM37 99H38V102H37ZM66 99H68V101H67ZM92 99H93V100H92ZM153 99H154V101L151 100V102H155V101H156V97L153 98ZM160 99H161V98H160ZM217 99H218V98H217ZM13 100H14V101H13ZM18 100H19L20 104L22 105V107H21V106H18V108L21 107V108H19L20 110L17 108V101H18ZM32 100H35L36 103H35L34 101H32ZM39 100H41V102H40ZM69 100H71V101H70L71 103L69 102ZM74 100H76V101H74ZM126 100H127V99H126ZM157 100H159V99H157ZM174 100H175V101H174ZM222 100H223L225 103H224ZM25 101H26V102H25ZM28 101H29V102H28ZM30 101H31V102H30ZM43 101H45V100H43ZM72 101H73V102H72ZM86 101H89V102H86ZM137 101H134V102H137ZM149 101H148V102H149ZM160 101H161V100H160ZM160 101L157 102L156 104H155V103H154V104H155V105H161ZM33 102H34L35 104H37V106H36L35 104H33ZM64 102H65L66 105L64 104ZM74 102H77V103H75L76 106L74 105ZM84 102L87 103V104H86V105H85V104L83 105ZM91 102H92V103H91ZM141 102H142L143 104L146 103V102L144 103V101H141ZM148 102H147V103H148ZM151 102H149V105H152L153 108H156L155 105L150 104ZM164 102H162V104H163ZM222 102H223L224 104L227 103L226 105H227L228 107H226V105H222V104H223ZM0 103H3V101L1 102V100H0ZM6 103H7V104H9V103H16V104H15L16 106L13 105V104H11L12 107L14 106V107H13L14 109H13V108L10 106V104H9V105H6ZM28 103H29V104H28ZM39 103H40V104H39ZM51 103H52L54 106H52ZM56 103H57V105H56ZM78 103H81V104L83 105V107L86 106V108L81 109V107L78 106ZM90 103H91V104H90ZM132 103H133V104H132ZM137 103L139 104L140 102H137ZM137 103H135L136 106H134V105H133V106H134V107H137V105H138ZM158 103H160V104H158ZM165 103H164V104H165ZM228 103H229V104H228ZM32 104H33L34 106H33ZM62 104H63V105H62ZM67 104H68V106H67ZM71 104H72V105H71ZM120 104H121V105H120ZM167 104H170V103L167 102ZM167 104H166V105H167ZM50 105H51L52 107H51ZM60 105H62V107H64V108L66 107L67 110L64 109V111H65V112H64V111H63V108L61 109V108L59 107ZM64 105H65V106H64ZM79 105H80V104H79ZM87 105H88V109H87ZM117 105H118L119 107H117ZM140 105H141V104H140ZM166 105H164V106L161 105V107L164 108ZM43 106H44V107H43ZM55 106H57V107L59 108V110H58V108L55 107ZM72 106L74 107L73 110H72ZM77 106H78V109H77V108L75 109V107H77ZM154 106H155V107H154ZM168 106H169V105H168ZM15 107H16V108H15ZM46 107H49V108H46ZM53 107H55L54 110H52ZM134 107H133V108H134ZM149 107L151 108V106H149ZM166 107H167V106H166ZM224 107H225V109H224ZM56 108H57L58 111L62 110V111H60L59 114L57 115L58 118H56V117H55L56 119H55V118H54V119L48 118V119L46 120V119H45V118H46L45 114L48 113V110H46V109H49V114H50V115H53V116H50L49 114H47V115H49L48 117H52V118H53L54 115L56 116L55 113H58V111L56 110ZM116 108H115V109H116ZM121 108H122V107H121ZM159 108H160V106H159ZM169 108H170V107H169ZM169 108H168V109H169ZM179 108H181V104H180ZM179 108H177L176 110H178ZM182 108H183V107H182ZM232 108H233V109H232ZM15 109H16V110H15ZM17 109L19 110L18 112H17ZM74 109H75V110H74ZM79 109H80V110H79ZM86 109H87V113L90 112V113H89L90 116H91V114H92L93 112H94L93 116H96V117H97V116H102L101 118H100V117H97L98 120L100 119V121L96 120V118L94 117L95 120H96V121H94V122H96L95 124L97 125L96 128H95L96 125L94 126V128L91 127V126H93V125H92L91 123H89V122L91 121L90 116H89L88 114H87V115H88L89 117L85 116V115H86V114H85ZM115 109H114V110H115ZM119 109H120V108H119ZM128 109H129V110H128ZM151 109H152V108H151ZM156 109H158V107H157ZM160 109H161V108H160ZM164 109H165V108H164ZM168 109H167V110H168ZM174 109H175V108L172 107V109H171L172 111L169 109L170 111H168V113H169V112H171V113L175 112L176 114H177V113L180 114V112H178V111H180V110H178V111L176 112V110H174ZM229 109H230V110H229ZM14 110H15V111H14ZM51 110H52V111H51ZM77 110H78V111H77ZM83 110H85V111H83ZM121 110H122V109H121ZM152 110H153V109H152ZM152 110H150V111H152ZM154 110H155V109H154ZM154 110H153V111H154ZM167 110H165V112H167ZM211 110H212V109H211ZM231 110H232V111H231ZM3 111H4V112H3ZM34 111H36L37 114L33 113ZM53 111H54V112L57 111V112L54 113ZM115 111H116V110H115ZM115 111H114V112H115ZM117 111H118V110H117ZM117 111H116V112H117ZM123 111H126V110L123 109ZM123 111H122V112H123ZM155 111H156V110H155ZM207 111H208V110H207ZM207 111H205V113H206ZM1 112H2V113H1ZM19 112H20L21 114H19ZM29 112H30V113H29ZM52 112H53V113H52ZM62 112H63V113H62ZM76 112H77L78 114H76ZM91 112H92V113H91ZM106 112H107V113H106ZM110 112H111V111H110ZM112 112H113V111H112ZM122 112H121V114L123 115ZM211 112H212V111H211ZM229 112H231L230 115L232 114V115H231L232 118L230 117ZM5 113H6V114H5ZM61 113H62V114H61ZM65 113H67V114H65ZM74 113H75V115H74ZM82 113H84V116H85L86 118H89V119H90V120H89V119H86V120H87L86 123L83 122V121H85V120H84V118H85L84 116H83V117H84L83 119H79V118H82V117L79 116V115H82ZM117 113L120 114V111L117 112ZM125 113H126V112H125ZM212 113H214V112H212ZM4 114H5V115H4ZM8 114H9V115H8ZM28 114H33V115L35 114L36 117H34V116L32 115V116L34 117V120H35V119H38V121L40 120V123L37 122V120H35V121L37 122V123H35L34 120H33V117H32V116L30 117ZM109 114H110V113H109ZM119 114H118L117 116L120 117L121 114H120V115H119ZM128 114H129V113H128ZM169 114H170V113H169ZM187 114H188V113H187ZM187 114H186V115H187ZM193 114H194V117H195V118H198V119H202V118H199V117H203L204 115H205V117H206L207 115L210 116V113H209V114L207 113V115H206V114H204V111L201 112V113H199V114H201L200 116H199V114L197 115L196 112H193ZM224 114H225V113H224ZM3 115H4V116H3ZM6 115H7V116H6ZM25 115H28L30 118H25V117H24ZM77 115H78L79 117H78V118H74V116L77 117ZM107 115H108V114H107ZM107 115H105V116L107 117ZM112 115H113V114H112ZM186 115L184 116V118H185V117H188L189 115H192V113L189 114V115H187V116H186ZM195 115H197V116H195ZM227 115H228V116H227ZM5 116H6V117H5ZM43 116H44V117H43ZM63 116H64V117H63ZM105 116H104L103 118H105ZM114 116H115V113H114ZM198 116H199V117H198ZM4 117H5V118H4ZM10 117H11V119H9ZM14 117H15V118H14ZM37 117H38V118H37ZM59 117H61V118H59ZM62 117H63V118H62ZM189 117H190V116H189ZM189 117H188V118H189ZM192 117H193V116H192ZM205 117H203L204 120H205ZM207 117H208V116H207ZM207 117H206V119H207ZM3 118H4V119H3ZM7 118H8V119H7ZM13 118H14V119H13ZM16 118H17V120H16ZM31 118H32L33 122H34L36 125H35V124H34V125L31 124V122H32V120H30ZM91 118L93 119L92 116H91ZM107 118H108V117H107ZM195 118H193V119H195ZM2 119H3V120H2ZM18 119H19L21 122H22V120L26 119V121L24 120L25 123H26V122L28 123V120H29V122L31 121L30 123H28L29 125L27 124L26 126H27L28 128L31 127L32 130H30V129L28 130L27 127H24L23 122L21 123ZM27 119H28V120H27ZM50 119H51V120H50ZM57 119H58V120H57ZM65 119H68L69 122H68L67 120H65ZM77 119H78V120H77ZM189 119H190V118H189ZM189 119H187V120H189ZM193 119H191V122H192ZM228 119L230 120V122L228 121ZM4 120H8V121H4ZM12 120H14L13 122L17 121V123L20 122V124H22V125L19 124V126H16L17 123L15 122L16 125H14L15 123L13 124ZM72 120H73V121H72ZM79 120H80V122H81V120H83V121H82L83 123L81 122V123H82V124H81L80 122H78ZM93 120H94V119H93ZM105 120H106V118L104 119V121H105ZM185 120H186V118H185ZM195 120H196V122L198 121L197 119H195ZM49 121H50V123H49ZM52 121H53V122H52ZM58 121H59V122H58ZM88 121H89V122H88ZM207 121H208V120H206V122H207ZM5 122H7V123H5ZM8 122L10 123L9 125H11L10 127H9V125H8ZM33 122H32V123H33ZM43 122H44V123H43ZM56 122H57V123H56ZM61 122H62V123H61ZM94 122H92V123L94 124ZM186 122H187V121H186ZM204 122H205V121H204ZM226 122H227V124H226ZM48 123H49L50 125H49ZM60 123H61V124H60ZM189 123H190V122H188V123H186V124L189 125ZM4 124H5V125H4ZM12 124L14 125V127L12 126ZM37 124H38V125H37ZM46 124H47V126H46ZM55 124H56V125H55ZM67 124H68L69 128H68ZM90 124H91V125H90ZM202 124H203V123H202ZM204 124H205V123H204ZM1 125H2V126H1ZM32 125H33V128H32ZM51 125H53V126H51ZM62 125H63V126H62ZM89 125H90V126H89ZM225 125H227V126H226V129H225ZM5 126H6L7 128H6ZM20 126L23 127V128H22L23 132L21 131V127H20ZM34 126H35V127H34ZM38 126H39V127H38ZM41 126H44V127L46 126V128H43V127H41ZM54 126H56L57 129H55ZM59 126H60V128H58ZM66 126H67V127H66ZM16 127H17V129H16ZM19 127H20V128H19ZM37 127H38V129L41 128L40 130L36 129V131H38V132L35 131V128H37ZM49 127H50V128H49ZM64 127L66 128V130H65ZM88 127H90V130H91V128H92V130H91V131L88 130ZM187 127H188V126H187ZM244 127H246V126H244ZM244 127L242 128L243 131L240 130V132H239L240 134H241L242 132H245ZM25 128H26V130H28L29 132L26 131V130H24ZM48 128L51 129L50 132L53 133V134H54L55 136H57V137H55L53 134H52V136H48V135H51V133L49 132V129H48ZM53 128H54V130H52ZM70 128H71V129H70ZM184 128H185V127H184ZM223 128H224V129H223ZM8 129H10V130H11V129H12V130L15 129V130L18 131V132L20 131L21 134L19 133L20 136H18V135H19L18 132L14 133V132H15V130H14V131H12V132H13L14 134H17V135H14V134L11 133V131H9ZM18 129H20V130H18ZM43 129H45V130L47 131V133H49V134L46 135V131H45V130H44V132L41 133V131H43ZM47 129H48V130H47ZM58 129L62 130V132H61L60 130H58ZM69 129H70L71 131H68ZM245 129H246V128H245ZM5 130H6V131H5ZM56 130H57V133H55ZM117 130H118V129H117ZM7 131H9V132L6 133ZM24 131H25V132H24ZM30 131L32 132V134H34V132H36L35 135H33V137H35V138L39 137V138H38L39 141H37V139H35V138L32 137V138H33V141L30 142V140H31V135H32V134H31L30 137H29L30 139H28V135H27V132H28V134L31 133ZM33 131H34V132H33ZM39 131H40L41 134L39 133ZM52 131H53V132H52ZM63 131H64L65 133H64ZM226 131H227V132H226ZM60 132H61V133H60ZM70 132H71V133H70ZM9 133H10V134H9ZM37 133H38V134H37ZM85 133H86V134H85ZM219 133H218V134H219ZM7 134L9 135V137H7V136H8ZM24 134L26 135V137H23V136H25ZM43 134H45L44 137H43ZM57 134H58V135H57ZM62 134H64V137L62 136ZM71 134H72V135H71ZM84 134H85V135H84ZM242 134H243V133H242ZM242 134H241V136H242ZM259 134H260V133H259ZM259 134H256V136L254 135V136L252 137V138H254V139L251 140V141H254V142L257 143V140L259 139V138L257 139V137H259V136H257V135H259ZM21 135H22V136H21ZM36 135H38V136H36ZM69 135H70V137H69ZM262 135H263V134H260V137H262ZM15 136H18V137H19V138H18V137L16 138L18 141H17V140H13V141H12V139H15ZM40 136H41V137H40ZM47 136H48V137H47ZM60 136H61V137H60ZM71 136H72V137H71ZM263 136H264V135H263ZM6 137H7V138H6ZM13 137H14V138H13ZM21 137H22V138H21ZM67 137H69V139H68ZM87 137H89V138H87ZM255 137H256V138H255ZM20 138H21V139H24V138H25L27 142H29V143L32 144V146H31V145H29V146L27 145V146H28V147H27V146L25 145L26 142H24L25 139H24V141H23V140H21ZM44 138H46V140H48V141L51 140V145H50V142H48V141L46 142V140H45ZM49 138H50V139H49ZM54 138H55V139H54ZM60 138H61V139H60ZM62 138H63V139H62ZM64 138H65V139H64ZM84 138H85V139H84ZM252 138H251V139H252ZM4 139H5V140H4ZM6 139L9 140L10 142L8 143V141H6ZM19 139H20V140H19ZM41 139H44V140H41ZM58 139H59L60 141H59ZM66 139H67V140H66ZM82 139H83V142H84V143L82 142ZM87 139H88V140H87ZM217 139H218V138H217ZM217 139L215 140V138H214V140L218 142ZM256 139H257V140H256ZM260 139L262 140V139H264V138H260ZM34 140H35V142H34ZM65 140H66V141H65ZM86 140H87V141H86ZM14 141H15V142H14ZM19 141H20V142H19ZM21 141H23V142H21ZM58 141H59V142H58ZM62 141H63V142H62ZM64 141H65V142H64ZM215 141H214V143H215ZM11 142H14V143H11ZM37 142H38V143H37ZM43 142H44V143H43ZM52 142H53V144H52ZM258 142H260V141H258ZM2 143H3V144H2ZM4 143H5V146H6L7 143H8L9 145H7V146L5 147V146H3ZM15 143H16V144H15ZM17 143L20 145V148H21V149H19V147L17 148V146H18ZM22 143H24V145H23ZM29 143H27V144H29ZM33 143H34L36 146H37V144H39L41 147H45V145H47V147H45V148H46V149H45V148H40V146H39V147L37 146L38 149L36 150V146L33 145ZM42 143H43V144H42ZM45 143H46V144H45ZM48 143H49V145H48ZM58 143H59V144H58ZM61 143H62V144H61ZM76 143H77V144H76ZM81 143H82V146H79V145H81ZM214 143H213V144H214ZM12 144H15V146H13ZM44 144H45V145H44ZM83 144H84L85 146H84ZM87 144H88V145H87ZM216 144H217V143H216ZM226 144H227V143H226ZM226 144L224 143V145H226ZM10 145H12V148H11ZM16 145H17V146H16ZM21 145H22V146H21ZM42 145H43V146H42ZM59 145H60V146H59ZM68 145H69V146H68ZM86 145H87V146H86ZM166 145H168V144H166ZM166 145H165V146H166ZM23 146H25V148H27V150H25V148H24ZM52 146H53L55 149H53ZM67 146H68V149H67ZM165 146H163V148H164ZM2 147L6 148V149H3ZM7 147H8V149H7ZM14 147L17 148V149H16V152H17V153L15 152V150H13ZM30 147H31V148H30ZM48 147H49V148H48ZM57 147H59V148H57ZM73 147H75L76 149H74ZM83 147H85V148H83ZM167 147H168V146H167ZM167 147H165V148H167ZM222 147H225V146L222 145ZM222 147H220V148L222 149ZM237 147H239V146L237 145ZM262 147H264V145H263ZM9 148H10V150H9ZM22 148H23V151L25 150L24 152H27V153L21 152L20 150H22ZM28 148H30V149H35L36 153L32 152L31 150L29 151ZM39 148L47 152V153H45V152L43 151L45 154L42 152L45 156H43V154H40V149H39ZM51 148H52V149H51ZM56 148H57V149H56ZM69 148H70L71 150H69ZM14 149H15V148H14ZM50 149H51V151H52L51 153L49 152ZM72 149H73V150H72ZM226 149H229L228 145H226ZM226 149L224 148L225 151H226ZM237 149H238V148H237ZM259 149H260L262 152H264V148H263V150H262V148L259 147ZM11 150H12V152H11ZM17 150H19V152H20L19 154H18V151H17ZM42 150H41V151H42ZM47 150H48V151H47ZM64 150H65V151H64ZM68 150H69V151H68ZM75 150H76V151H75ZM222 150H223V149H222ZM234 150H235V149H234ZM62 151H63V152H62ZM73 151H75V153H74ZM258 151H259V150H258ZM261 151H259V153H260ZM10 152H11V153H10ZM30 152L34 153L35 155H36L37 152H38L39 155H41V156L37 157V156H38V154H37V156L34 155L35 157H34V159H32V158H33V154H31ZM53 152H54V153L57 152V153H56L57 155L55 154L56 157H55L54 160H53L54 157L51 156V154H53ZM60 152H61L62 154H61ZM68 152H71V154H72V153H73V154L71 155V154L69 153V156H68ZM76 152H77V154H76ZM226 152H227V153H230L231 150L226 151ZM232 152H234V151H232ZM262 152H261V153H262ZM13 153H14V154H13ZM21 153H23V154H21ZM29 153H30V155H29ZM48 153H49V154H48ZM59 153H60V155H59ZM261 153H260L259 155H264V153H263V154H261ZM12 154H13V155H12ZM16 154H18V155H16ZM20 154H21V157H20ZM75 154H76V155H75ZM9 155H10V156H9ZM22 155H23V156H22ZM31 155H32V157H31ZM53 155H54V154H53ZM58 155H59L60 159H59ZM62 155H64V156L62 157ZM4 156H5V157H4ZM24 156H27V157L24 158ZM47 156H48V158H47ZM66 156H68V158H67ZM70 156H72V157L75 156V158H72V157L69 158ZM28 157H29L30 159H29ZM49 157H50V158H49ZM57 157H58V158H57ZM21 158H23V159H21ZM36 158H37V159H36ZM51 158H52V159H51ZM56 158H57V159H56ZM62 158L65 159V161H64ZM66 158H67V160L70 159L71 162H69V161H70V160H69V161H67V162H68V163H67V162H66ZM47 159H48V160H47ZM32 160H33V161H32ZM51 160H52V162H51ZM58 160H59V161L62 160V161H60V163H66V164H62L63 166H61V165L59 164V161H58ZM46 161H50L49 163H52V164H48V163H47V164H48V168H47V165L45 164ZM33 163H34V164H33ZM56 163L59 165V167H58V166H57V167H52V165H53V166H56V165H57ZM35 165H36V166H35ZM44 165H46L45 168H44ZM30 166H32V167H30ZM49 166H50V169H51V170L53 169V170L51 171V173L49 172V173H50V175H48L49 177L47 176L46 178H44V177H43V169H45L44 172L46 171V173H44V175L46 176L47 172L50 171V170H47V169H49ZM60 166H61V169H60ZM29 167H30V168H29ZM34 167H36L38 170L40 169V175H39V176H38L37 173H36L38 170H37L35 173H33L35 170H33L32 168H34ZM51 167H52V168H51ZM65 167H66V168H65ZM28 168H29L32 172L29 171ZM36 168H34V169H36ZM46 168H47V169H46ZM54 168H56V169H54ZM27 169H28V171H26ZM58 169H59V170H58ZM56 170H58V171L56 172ZM41 171H42V172H41ZM27 172H30V173L27 174ZM32 173H33V179L29 180L28 178H30V176H31V178H32ZM49 173H48V174H49ZM38 174H39V172H38ZM51 174H52V175H51ZM180 174H181V173H180ZM27 175H29V176L27 177ZM34 175H35V176L37 175L38 178H35ZM41 176H42V177H41ZM178 176H179V177H178ZM178 176H177V177H178L177 180H175L176 178L174 177V178H173L174 180H172V182H171V183L174 182L175 187H174V184H173V185L171 184V185H170L171 188H169V189L172 190V189L176 188V185H177V183H175L176 181L178 182V180H180V182H182V180H181L182 174H181V175H178ZM180 176H181V177H180ZM39 177H40V178H39ZM42 179H43V180H42ZM44 179H45V180H44ZM41 181H43V184H42ZM44 181H45V182H44ZM198 181H199V180H198ZM24 182H27V183L23 184ZM195 182H196V181H195ZM195 182H194V183H195ZM196 183H198V182H196ZM196 183H195V184H196ZM180 184H181V183H180ZM180 184H179V182H178V185H180ZM29 185H30V186H29ZM33 185H34L35 187H34ZM28 186H29V187H28ZM41 186L44 187V188H42ZM172 186H173V187H172ZM177 187H178V186H177ZM38 188H39V189H38ZM41 188H42V189H41ZM37 190H38V191H37ZM171 190H170V191H171ZM115 191H116V190H115ZM117 192H118V191H117ZM121 195H122V194L119 192V193H118V196L120 197ZM254 195H255V194H254ZM189 202H190V201H187V203H184V205L186 206V209H187L186 211H188V209L190 210V208L194 205V203L192 204L193 200L190 202L191 204H189ZM256 202H257V201H254L253 203H251V205H252V204H255ZM186 204H189L190 207H189V205H186ZM184 205H183V206H184ZM181 206H182V205H181ZM181 206H180V207H181ZM183 206H182L181 208H178V209H177V211H176V212H177L176 216H177V215H178V217L181 216V215H180V214H181L180 209H181V211H182V209H183V211H184L185 206H184V207H183ZM187 207H188V208H187ZM14 211H16V212L14 213ZM20 213L22 214V218H23V219L21 218ZM178 213H180V214H178ZM14 214H15V215H14ZM183 214L186 215V212H185V213L182 212V216H183ZM11 215H12V217H11ZM179 215H180V216H179ZM1 218H0V221H1V222L5 221V222L8 223V221H7L8 219L5 220V219H6V218H5L4 220H2ZM8 218H9V217H8ZM10 218H9V220H10ZM10 221H11V220H10ZM33 221H34V222H33ZM33 221H32V223H33L32 225H33V231H34V232H32V230H31V228H32V225H31V224H30V225H31V228H30V226H28L29 228H27V225L24 226V223L21 224V225H23L22 227H25V228H26V230H28V229L31 230V231H26V230H25V232H24V233H25L24 235L27 236V237L30 235L29 233L32 232V235H30L28 238H30V237L32 238V236H34V235H38L37 232L39 233V229H37V228H39V225H38L39 223H38V221H36V220H33ZM127 221H128V220H127ZM127 221H126V222H127ZM11 222H13V219H12ZM11 222L8 223V224L11 225ZM35 222H37V223H35ZM128 222H129V221H128ZM128 222H127V223H128ZM255 222H256L255 219H252L251 221H249L250 226L254 227V226H256V225L259 224V223H255ZM3 223H4V222H3ZM8 224H7V225H8ZM13 224H12V226H11L12 228L9 227L10 225L7 227V225H6L5 223H4V225H6V227H5V226H2V225L0 224V229H3V227H4L3 231L0 230V236H1L2 238H3L4 233H5L6 231H8V232H6L7 234L5 233V235L8 236V234H9V235L11 236V231H12V233H13V230H14V233L12 234V237H11V239L13 238V241L8 242V241L6 240L7 243H11V242L13 243V242H14L12 246H10V244L8 245V244L6 243V241H4V240H5V239H4L5 237H4L3 239L0 237V240L2 239V240L4 241V242L1 241V242L4 244V248H3V246H1L0 248H2V249H0V250H1L2 252H4V250H5V252H6V254H5V252H4L5 255L2 254V252L0 253V254H2V255H0V256H2V257L0 258V259L2 260V261L0 260V263H1V264H6L7 261H9V264H11L10 261H14L12 264H24V263L26 264L27 261L25 262V260H28V259H25V258L28 257V254H29V256H30V254H31V252H32V250H30V248L33 249V251H34V252H32L33 254H38V249H37V250L34 249V248H37L36 246H32V247H31L29 244H27V241H28V240H31V238L28 239V238L26 237L28 240H27V239H24V238H25L24 235H23V230H24V229H23L22 227H21V228L19 227L20 230L22 229V230H21L22 232L19 233V232H20V230H19V232L17 231V233H16L17 235H15V231H16L17 229H19V228H17L18 226L16 225V226H15L16 228L13 229V228H14V227H13V226H14ZM36 224L38 225L37 228H35V226H34V225H36ZM37 225H36V226H37ZM8 228H9L10 230H8ZM34 228H35L36 231H37V230H38V231L35 232ZM183 228L185 229L186 227H183ZM187 228H188V230L190 229L189 227H187ZM6 229H7V230H6ZM12 229H13V230H12ZM5 230H6V231H5ZM261 230H262V229H261ZM261 230H259V229H252V230H249L248 233H258V232H260ZM4 231H5V232H4ZM9 231H10V233H9ZM245 231H246L245 228H239V229H237V230L233 233V237L241 236L242 234H244ZM2 232H3V233H2ZM28 232H29V233H28ZM27 233H28V235H26ZM33 233H34V235H33ZM35 233H36V234H35ZM13 235H15L16 238H15ZM18 235H22L23 238H22L21 236H18ZM43 235H44V234H43ZM10 236H9V237H10ZM41 236H42V235H41ZM9 237H8V240H10ZM6 238H7V237H6ZM23 239H24V241H23ZM230 239H232V238H230ZM26 240H27V241H26ZM1 242H0V245H1ZM24 242H25V244H27V247H23L24 249H23V248H20V247H22V246H26V245H24ZM5 243H6V244H5ZM12 243H11V244H12ZM28 243H29V241H28ZM3 244H2V245H3ZM14 244H15V246H14ZM6 245H7V246H6ZM28 245H29V246H28ZM5 246H6L7 248H5ZM9 246H10V247H9ZM13 246H14V248H13ZM193 246H194V245H193ZM193 246L190 247V250L193 248ZM11 247H12L13 249H15V250L13 251L14 254L11 252V250H13ZM33 247H34V248H33ZM8 248H10L11 250H10V251H6V249L8 250ZM19 248H20V249H19ZM26 248H27V251H26ZM28 248H29V250H30L31 252H28V251H29ZM21 249H22V250H21ZM23 250H25V252H24ZM35 250H36V253H35ZM16 251H17V252H16ZM20 251H21V252H20ZM7 252H8V254H7ZM23 252H24V253H23ZM26 252H27L28 254H27ZM9 253H10V254H9ZM11 253H12V255H11ZM25 253H26V254H25ZM128 253L130 254V253H132V251H131V252H128ZM128 253H127V255H128ZM133 253H134V254H131V255H132V256L134 255L135 257H133V258L136 259V258H137V257H136L137 252H133ZM26 255H27V256H26ZM127 255H126V256H127ZM131 255H129V256H131ZM3 256H4V258L7 257L5 263H4L5 260H4ZM8 256H9V257H8ZM16 256H17V257H16ZM126 256H125V257H126ZM228 256H230V255H228ZM15 257H16V259H17V260L15 259L16 261L14 260ZM126 258H127V257H126ZM130 258H131V260H132V257H129L128 260H130ZM7 259H8V260H7ZM134 259H133V260H134ZM133 260H132V261H133ZM126 261H127V260H126ZM126 261H125V264H129V262H126ZM132 261H130V263H131ZM15 262H16V263H15ZM244 264H245V263H244Z\"/></svg>",
  "mask_w": 264,
  "mask_h": 264
}]
</instances>
